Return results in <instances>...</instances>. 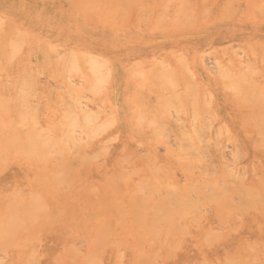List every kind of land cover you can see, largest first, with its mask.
Instances as JSON below:
<instances>
[{
    "label": "rangeland",
    "instance_id": "obj_1",
    "mask_svg": "<svg viewBox=\"0 0 264 264\" xmlns=\"http://www.w3.org/2000/svg\"><path fill=\"white\" fill-rule=\"evenodd\" d=\"M2 1H5V0H0V7L2 5ZM80 1L82 2V5H80V3H81ZM93 1L94 0H92L91 3L89 4V0H85L84 2H86V3H84L83 0H12V5H14V7L16 9L15 13L17 12V14L13 15L12 20L7 22L9 17H5L2 13H0V18L5 19L3 21L4 24L2 22L3 25L2 26L0 25L2 27V29L0 28V31H1L0 38H2V40L6 39V41H8L10 38L13 40V42L16 41L15 44L17 43L18 39L21 38L20 35L18 37L15 36V34L18 32L16 30H19L20 32H22L23 30H25V32L29 31L30 33L35 32L34 35H35V37L37 36L36 38H38L40 40L44 39V41L38 40L41 44H46V45L53 44V45H55V43H53V42H56V43L58 42L57 44H61V46L55 45V47L58 50L57 55L62 54L59 56H61V57L64 56V54L67 52V50H66L67 45H69V43L72 42L73 39L71 38V36L69 34L63 36V35H60L57 32H55L54 27L56 26V23L51 22V21L46 20V19L43 22H40L38 17H40L42 15V13H44V12H49V13H52L53 17H55L54 19L61 18L64 15L67 16V18H68L67 23L68 24L67 25L65 24V26L69 27V28L75 27L77 30H80V33L83 32L87 35L92 34V37L90 38L91 42H94V38H96V39L98 38V40H95V41L99 42L103 47H107V46L112 47V52H110V54L109 53L107 54V56H106L107 58H104L108 62V63L106 62L107 66H105V67L103 66L105 75L109 74V77H107L108 76L107 75V76H105V78L107 77V79H109V80H108V82L106 81L107 83L100 84L99 88L97 87V89H98L97 91L95 90L96 88L95 89L91 88V87H93L91 85V83L89 84L88 82L84 81V79L82 80L83 76H80V75L78 76L75 74H73V75L67 74V75H65V78H63L64 81H62L63 79L58 77V76H57L58 78L56 79V74L54 75L52 73V70H50L48 65H46V67H45V65L42 62H38L35 59H31V60L27 61V63L25 62V64H23L21 66L20 65H17V66L16 65H13V66L8 65L6 67L4 66L1 69L2 71H0V81H1L0 82V101H3L4 99L7 100V98H5V96L10 97L9 100H11V101H7L6 104H2L3 105L2 107L7 108V109L9 107H11V108H9L10 110H8L10 112L9 116L7 115L8 113L6 114L7 116H4L5 113L2 114L3 109L0 107V109H2L0 111V114L3 115V116L1 115L0 117L2 118L3 122L4 121L10 122V118L13 117L12 120L15 121V123L17 125H15L13 121H11V123L13 122L12 124H14L13 127L15 130H12L13 127H11V124L9 127H11V130L14 131L13 133L11 132V130L9 132L8 127H5V128H7V131H3L6 133L4 135V136H6V138L4 137L5 139L3 138L4 133L2 132V128H0L1 129L0 134L3 133V134H1L0 137H2L1 139L2 140L4 139L3 142L6 143V144L4 143V146L6 145L5 147L4 146L2 147L3 144L2 145L0 144V147H2L4 149L3 152L8 149L7 147H9V146L11 147V148L9 147L10 150L8 149L7 151H5L6 153L5 152L3 153V154H5V156L8 155L7 156L8 158L2 155V153H1L2 151L0 148V153H1L0 156H2V157H0V162L3 161V163H2L3 165L2 166L0 165V168H1V170H0L1 171L0 172V217H1L0 219L1 220H0V222L3 220L1 223H4V224H1L2 227H0V228L5 230L6 226L7 227H9V226L15 227L13 225H7V224L8 223L12 224L13 222H11V221L14 219L16 220L14 223H16L17 219L19 217H21L20 219L22 220V222L18 221L19 222L18 224H21L22 227L20 228V226H18L19 229H18V227H15V229L18 230V231H14V233H13L14 234L13 238L16 240V242H15V240H12L11 237L7 238V240H6V237H7L6 234H5V236H3V237H5L4 241L6 240V244L2 240L3 238L0 240V249L3 251L5 250V253L7 254V255H5L4 252H1V250H0V252L2 253V254L0 253V261L2 262L0 264H31V263L32 264H68V263L69 264H73V263L74 264H92V263L97 264L99 261H101L100 262L101 264H120V263L121 264H193V263L194 264H203L204 261H205L204 264H223V263L224 264H230L233 262L234 259H236V261L234 260L235 261L234 263H236V264H252L253 261L254 262L258 261L259 264H263L264 263V205L262 206L263 210H261V204H264L263 203L264 202V179H263L264 178V147H262L264 145V143L262 142V140L264 141V137H262L264 135V133H263L264 128L262 127L263 131L261 130V132H260L259 129H262V128L257 129V127L259 126V124L261 125V123L264 124V120H262L263 117H261V116L258 117V115L261 114V113L260 114L258 113V110L261 109L260 105H262V104H263V108H262V110H259V112L262 111V113H264L263 112L264 97L261 98L259 96L260 91H259V93L256 94V92H254V91H256V89L253 90L252 86H250V88H251V91H253L255 93L254 94L255 96H252L253 92L251 93V91H249L250 88L249 89H245V88L249 87V85L253 81H255V83L253 82L254 85L252 84L253 87L255 86V84H257L256 86L258 88L261 85L260 86L261 94L262 95L264 94V88H263L264 87V0H235V2L238 3V5L236 3H233L234 0H232L231 5H229L230 4L229 2L231 0H212V1L211 0H209V1L208 0H192V1L191 0H175V1L171 0V3L169 2V0H164V1H162V0H145V1L144 0H135V2H133L134 0H129V1L128 0H126V1H124V0L119 1L118 0L120 6L117 5L115 3V1H111V0H109L108 2L106 0H105V2L103 1V4L107 3V5H109V7L107 5L102 6L101 5L102 0H99L100 3H98L99 1L98 2L97 1L93 2ZM136 1L138 3H136ZM187 1L189 2L190 6H192L191 8L187 7V6H189ZM205 1H207V2H205ZM95 2L97 4L96 11L94 9L95 6L93 4ZM112 2H113V4L115 3V5H117L119 8L117 7L118 9H116V6L113 5ZM166 2H169V4ZM84 4H86V6ZM140 4L143 6V8L140 7L141 6ZM99 5H101V7H102L101 9H98ZM166 5H167V7L169 6L167 9H166ZM82 6L83 7L85 6V7L83 8ZM90 6H93V7H90ZM138 6H139V8H137ZM146 6H148V7H146ZM163 6L165 7V9ZM133 7H135V8H133ZM86 8H88V9H86ZM108 8H109V10H108ZM122 8H125V9H122ZM144 8H145V11H144ZM146 8H147V11H146ZM174 8H175V10H174ZM207 8H209V10ZM223 8L226 10H224ZM261 8L263 9V13H262ZM79 9H81V10H79ZM97 9H98V12H97ZM126 9L128 11H126L127 13L125 12L126 13L125 14L124 11ZM135 9H138L139 11H137ZM86 10H89V11H86ZM121 10H123V12ZM189 10H191V11H189ZM99 11L105 12L106 15H108V17L105 18L104 16H102L103 14L100 13ZM110 11H112V13ZM160 11H161V13L163 11L164 14L162 15L161 13H159ZM140 12H143V14ZM146 12L149 14H147ZM206 12H207V16L205 17L204 14H206ZM89 13L93 14V15H91L92 18L89 16ZM105 13H104V15H105ZM138 13H140V15ZM187 13H189V14H187ZM192 13L194 16L190 15ZM228 13H230V14H228ZM128 14L131 16L128 17ZM186 14H187V16H185ZM160 15H161V17H160ZM181 15H184V16L181 17ZM167 16L169 17V19L167 18ZM191 16L194 17L195 20H194V18L192 19ZM159 17L164 19L163 20L164 23L162 22V19L160 21ZM25 18H28V20H29L27 22V25L25 23V21H26ZM186 18H188L187 19L188 21L186 20ZM167 19H168V21H167ZM14 23H15V25H14ZM176 23H178V24H176ZM35 26H36V28H35ZM10 28H11V30H10ZM6 29H8V30H6ZM44 29H46V30H44ZM7 31H9V32L7 33ZM20 32H18V33L20 34ZM43 32L46 34H44ZM6 34H8V35L6 36ZM10 34H12V36H10ZM16 35H18V34H16ZM122 35H125V38H121ZM5 36H6V38H5ZM14 36L16 37V40H14ZM238 40H240V41H238ZM221 41L224 43H222ZM13 42H11V43H13ZM220 42H221V44H220ZM9 43L10 42H8V45H9ZM29 44H31V43H29ZM64 44H66V45H64ZM32 45H34V44H32ZM247 45L248 46L250 45V46L248 47ZM30 47L31 46L23 48L24 49L23 53H25L26 50H28ZM34 47H35V45H34ZM143 47H145V48H143ZM249 50H251V51L254 50L253 51L254 54H251V51H249ZM100 51H102V50H100ZM103 52H104V55H106V51H103ZM205 52L207 55L205 54ZM179 53H182L183 57L184 56L185 57L184 58L181 57V59H179V57H178V59H177V56L181 55ZM201 53H204L206 56L204 54H203L204 55L203 56ZM242 53H243V55H242ZM239 56H242V58ZM61 57H58V58H61ZM152 57H153L154 61H153ZM203 57H204V59L206 58V60H203L202 59ZM182 58L184 59V61H187V63H188V67L186 66L187 64L185 66H186V68H188L190 70V72L188 71L189 74L187 72H186L187 74L184 73V71H186L185 70L186 68H184V66L181 65L184 62L183 63L181 62V64L179 62V60L182 61ZM126 59H128L129 61ZM202 60H203V62H202ZM200 61L202 62V64ZM206 61H208V62H206ZM217 61H219L218 63L221 64L218 66H220V67H222V65L224 66V69L222 68L223 69L222 71L226 72V70L227 71L229 70V73L231 72V73L235 74V73L239 72V74H240V71L247 67L246 69L248 70V74L246 73V70L244 71V73H246V74L241 73L242 76L244 75V77H242L240 74L241 79H242L241 84H240V80H238L239 82L237 81V78L240 79L239 74H237L238 77H236V85H237L236 89L239 90L238 88H240L241 90L237 91L236 89L233 88L234 91L232 92L231 91L232 86H231L230 91H229V88H227L228 87L227 85H229V83L227 85L225 83H223V84H225V86H227L226 88L228 90H226V88L222 87V86H224L222 84V79L226 80V78L223 75V73H222V76H224V78L221 77V73L217 74L218 72H216V71H221L220 69H218V70L216 69V71H215V63H217ZM147 62H148V64H147ZM160 62H163L165 64L168 63V65L171 68H174V70L176 71L175 72L173 70L175 72V74L180 75V73H181L180 76H182V78H180V76L175 77L176 79L179 78L178 79L179 84H177V85L178 86L180 85V87H177L175 84V86L177 87L176 91L175 90L173 91V88L171 90L169 89L168 91L166 90L167 92L164 90L163 91L161 90L162 92H165L163 94L159 90L158 85H159V83L162 84V81H164L165 78L162 80V78H163V77H161L162 75H160V77L157 76L160 78L159 79L160 82L158 80H156V79H158L157 77L152 78L153 72L161 69L159 67L160 66L162 67L163 63H160ZM103 63L104 62H102V64ZM122 63L124 64V69H122L123 68ZM155 63H157V65ZM208 63H210V64L208 65ZM252 63L254 65V67L256 66L258 68L256 70H254V72L256 71V73H253V74H255L254 77L249 76L252 73L251 70L253 69V67L250 66V68H249L248 66L252 65ZM125 64L126 65L128 64V65L126 66ZM131 64H132V66H130ZM149 64H151V65L149 66ZM193 64L194 65L196 64L197 66H194ZM88 65H90V63ZM88 65L80 62V65L78 66L82 72L80 74L84 75L85 78L93 76V74L92 75L90 74V71L88 69L89 68ZM104 65H105V63H104ZM154 65L158 68L155 69ZM168 65L163 64L164 67H166V66L168 67ZM206 65H208V66H206ZM177 66H179L180 68ZM226 67L228 69H226ZM22 68H23V70H21ZM47 68H48V70H47ZM108 68L110 70V72L108 71L109 73L106 72V70ZM136 68H137V70L142 69L147 74L146 76H147V78H149V80H148L149 83H139V80L136 77L135 73L132 72V70L134 71ZM177 69L180 72L177 73V71H178ZM127 70H128V72H127ZM205 71H207V72H205ZM213 71H215V72H213ZM182 73H183V75H182ZM190 73H192L193 75L195 74L194 77L192 76L194 79L191 78L192 80H195L194 84H193L194 81L192 82V80L189 77L190 75H192ZM125 74H126V77H125ZM186 75H187V78H185ZM217 75H218V77H217ZM6 76H8V77H6ZM67 76L71 80H68ZM73 76H76V77L74 78ZM174 76H176V75H174ZM26 77H27V79H26ZM93 77H92V79H93ZM245 77L247 79V80L246 79L244 80L247 82V83L245 82L246 86L243 85L244 82H242ZM115 78H116V80H115ZM173 78L174 77L172 76V79ZM126 79H127V81H126ZM181 79L182 80L184 79L187 82L186 81L184 82ZM212 79L214 82H212ZM100 80H103V79H100ZM188 80H190V81H188ZM248 80H250V83H248L249 82ZM251 80H252V82H251ZM24 81L25 82H27V81L31 82V89L29 88V90H28V87H29L28 85H30L28 82H27L26 87H25L26 83H23L24 86L20 88V85H22V82H24ZM71 81L74 82V84ZM75 81H76V83H75ZM78 81L81 83V85L78 83ZM227 81H228V79L226 80V82ZM69 82H71V84H69ZM201 82L203 83V85ZM126 83H127V85H126ZM186 83H187V87L185 86L186 88H188L190 84H191L190 87L192 86V88H195V87H193L195 84H196V86L198 85V87H197L198 88V90H197L198 94H195V95L193 93L191 94V92H189V91L193 90V92H194L195 89H190V87H189L187 89V91H188L187 94H190V97L188 95H185L182 91L186 90V88L183 89L184 88L183 86ZM3 84H4V87H3ZM16 84H17V86H16ZM72 84H73V87L74 86L75 87L76 86L82 87L87 91L79 88L80 90L77 89V91L75 92L76 95L73 94L70 97L71 93H69L70 91H68V90H70L69 86L72 87ZM139 84L142 86L144 85V88L142 89L141 87H139ZM161 84L159 85L160 87H161ZM88 85L90 87L89 90L86 89V88H88ZM122 86H123V88H122ZM216 86H218L219 88ZM241 86L245 87L244 90H246V92L243 90V88ZM256 86H255V88H257ZM53 87H55V88H53ZM103 87H104V89H103ZM100 88H101V92H99ZM204 88L206 91H204ZM123 89H124V91H123ZM127 89H130V90L126 91ZM22 90L28 91V92H26V93L24 92V94H25L24 95L23 93H21ZM91 90H95V91H93L95 93H93ZM9 91H11V92H9ZM187 91H184V92L186 93ZM241 91H242L243 96H244V94H243L244 92H245V95H248V96L252 94L251 96L253 98L250 96V98H251V100H250V98L248 97L249 98L248 101L249 100H250V102L253 100L255 101L254 98L260 97L258 99H260V102L261 103L263 102V103L254 107V105L256 103L259 104V102L257 101L258 99H256L257 102L255 104H254V102L252 103L253 104L252 105L253 108H252V106H249L251 104H249V102L246 100L245 96L242 97V95H239V97L241 96L240 99L241 98L242 99L239 100L237 97V102H236L235 97H236V95H238V94H236V92L241 94ZM171 92L173 94L180 92L179 98H178L177 102H175V103L179 104V105H182V103H185L187 107L186 108L184 107L185 104H183V108L185 110L183 108H181L182 106H180V108L182 110L179 107H176V108L180 109L179 113H176L177 111L174 110L173 108L177 105L173 104V105H171L172 106V108H171L172 110L170 109L171 111L169 110V108L166 110V112L168 114L165 113L163 108H162V112L165 113L163 115V114H161L162 112L160 113L158 111L161 109L160 104L162 102H165V101H163L166 99L164 96H167V94H172ZM203 92H204V97L206 96V98H204V97L203 98H204V100L206 99V101L209 103V105L207 102L202 100L203 98L201 97V95H203ZM228 92H229V95L227 94ZM248 92H249V94H247ZM33 93H35L36 96L33 95ZM135 93H136V97L139 96V98L137 97L138 99L136 97L134 98ZM181 93H183L184 96ZM209 93L212 94V97L210 99L211 104H210L209 98H208ZM19 94H22L26 97L28 95L27 100H25L26 103L24 102L25 105L22 104L25 98L22 99L23 101L18 100V96H20ZM122 94H124V95H122ZM129 94H130L131 99L134 100V102L127 104V105L120 103V100L122 99V97L123 96L125 97L126 95H129ZM211 94H209V95H211ZM31 95H33V96H31ZM181 95L183 98L180 97ZM192 95L194 96L193 98L191 97ZM196 95L197 96L199 95L198 99H197ZM34 96H35V98H34ZM60 96H61V98H60ZM185 96L187 98H185ZM79 97H80V99H79ZM160 97L161 98L164 97L165 99L162 98L163 100L162 99L160 100ZM231 97H232V99H231ZM69 98L72 100H70ZM83 98H84V100H82ZM88 98L91 100V102L88 101ZM125 98H127V96ZM158 98H159V100H158ZM190 98L196 100V101H194L195 104L197 103L195 107H197L196 109L199 110L198 112L200 113V117L201 116L206 117V119H208L209 122L206 121V119L204 120V118H202V117H201L202 118L201 120H200V117L195 118V116H193L194 118H192V116L190 115L191 114L190 110L193 111L195 108L190 109V108H193L190 106V103H191V100L189 101ZM244 98L246 101L243 100ZM59 99H61V100L59 101ZM180 99H182L181 104L179 103V102H181V101H179ZM199 99H200V101L202 100V103H200V104H199ZM261 99H263V101H261ZM6 100H4V101H6ZM203 101L206 104H203ZM28 102H29V104H28ZM76 102H77V104H76ZM79 102H81L80 105H78ZM247 102H248V105L245 104ZM36 103H38V104H36ZM73 103L75 104L74 107L72 106ZM222 103L225 105L223 106ZM120 104H122L123 106H121ZM134 104L136 106H138L139 108L141 107L139 110V113H141V112H143V113H141L140 116L143 115L144 117H142V118L146 119V121L144 119L142 120V121H144L143 123H142V121L140 122L142 124L139 128L136 129V127H133L136 129V130L133 129L136 132H134L132 129H129V128H132L129 121L132 124L135 121L134 119H138V118H135L138 115V112H137V115L135 114L136 111H138L137 110L138 107H137V109H135L136 106ZM201 104H203V106H206L207 108L212 105V107L210 109L208 108L209 110H211L210 112L206 107H204V109L206 108L209 113H212V111H213L212 116L214 115V117H215V115H216V117H215L216 119L211 118L212 119L211 120L210 119L211 114H209L208 112H207L208 114L207 113L205 114V110L203 108L202 109L204 110V112L200 111ZM4 105H7V107H5ZM70 105H71V107H70ZM0 106H1V104H0ZM19 106H23V107H19ZM26 106L28 109L26 108ZM80 106H81V108H83V110L85 108L87 109V107H88L90 109V112L95 110L94 113L92 112L93 115L98 114L97 120L95 119L96 122H95V120L93 122L94 123L93 128L96 124H99V126H101L102 124L105 125V123H102V121L107 122L111 118V116H112L113 121L110 119L108 121V123L106 124V125L109 124L110 128L107 126L100 127V128H106L104 130L100 129L97 125L98 131L100 132V130H101L102 133L97 132L96 129H90V130H88V132L86 130H82V133L81 132L79 133V131H81L82 127L79 126L81 128L80 130L77 127V129L73 130V132L75 131L74 133H76V131H77V133L74 135L71 134L73 136V138L78 137L77 139L80 140L79 143H77L79 140L75 143L73 141L67 140L71 136L68 134H70L72 132V130L70 132V127L68 128V124L66 123V120L63 119L62 114H65L67 112L69 113L70 109L77 112L78 109H81ZM132 106H133V108H132ZM158 106H159V109H158ZM192 106H194V103ZM34 108H35V110H34ZM72 108H75V109H72ZM120 108L122 109V114L121 115L118 114L119 115V117H118L117 116V110ZM129 108H131V110ZM147 108H149V109H147ZM32 109H33V113L31 112ZM89 109H87V110H89ZM133 109H134V111H133ZM18 110H20V111H18ZM66 110H68V111H66ZM168 110H169V112H168ZM197 110H196V112H197ZM35 111L37 112L35 114L37 119L33 115L35 113ZM62 111H64V112H62ZM146 111H147V113H145ZM184 111L186 112L185 114H184ZM250 111H251V113H250ZM149 112H150V114H149ZM196 112L193 111L192 114H194V113L196 114ZM226 112H228L229 114ZM256 112L258 113V115L255 114ZM16 113H19V114H16ZM152 113H154L153 114L154 116L152 115ZM169 113H171L170 116H169ZM199 113H197V114H199ZM160 114H161V116H160ZM175 115H177V117ZM206 115H208V116H206ZM262 115H264V114H262ZM18 116H21L22 118L20 117V119H19ZM145 116H147V117H145ZM190 116H191V119L193 121L197 122V123L193 122V124L195 123L193 125L194 133L192 132V129H191L192 123H191ZM196 116H198V115H196ZM254 116H255V118H254ZM256 116L258 119L261 118L260 120H258L259 121L258 124L256 123L257 122ZM153 117H154L153 120L156 121L155 122L152 120L153 123L155 122L154 124L150 121V119H152ZM4 118H6V119H4ZM8 118H9V120H8ZM95 118H96V116H95ZM139 118L141 119V117H139ZM242 118L245 120H243ZM23 119L26 120V122H22V121H24ZM147 119H149L148 122L149 121L151 122L150 123L151 126H149V123H147ZM254 119H256V121H253ZM174 120H175V122H174ZM250 120L253 121L254 123L251 122ZM261 120H262V122H260ZM157 121L158 122L160 121V122L157 123ZM19 122L23 127L20 126ZM65 123L67 124V126ZM160 123H163V124H160ZM165 123H167V124H165ZM178 123L181 125H182V123H184L183 124V126L185 127L184 130L186 131V133L188 135L190 134L189 137H191V140L186 141V142H188L190 145V142L193 141V144H194L193 147L194 148L192 147L193 148L192 149L191 148L192 145H190L191 149L188 152H190L191 150L192 151L194 150V152H195V150L197 148L200 151V153H199V151L196 150L197 152H195V156L193 154L194 152L192 153V151L190 152L191 154L188 153L187 151H186L187 154H185L186 149L184 148L183 145H185L186 143H184L185 141L181 142L182 141V139L180 138L181 134H180V136L178 135L179 133H181L183 126H179ZM213 123H214V125H213ZM5 124H7V123H5ZM156 124H158V125H156ZM164 124L167 126H164ZM190 124H191V126H190ZM202 124L205 126H203ZM255 124H257L258 126H256ZM0 125H1V121H0ZM7 125H9V123ZM32 125L35 128L32 127ZM54 125H56V126H54ZM110 125H112V126H110ZM123 125L125 126V128ZM195 125H197V126H195ZM57 126L58 127L60 126V127L58 128ZM61 126H62V128H61ZM70 126L72 129L73 125H70ZM120 126H121V128H120ZM162 126H164V128L166 129V131H165L166 135L165 136H164V130H163V133L160 131L161 129H164ZM198 126L200 128L202 126V128L205 130L206 133L202 129H201L202 131L199 132L200 128H198ZM262 126H264V125H262ZM51 127H53V129H51ZM97 127L95 126V128H97ZM180 127H181V129H180ZM194 127H196V129L197 128L199 129L198 134L196 133L197 130H195ZM215 127H218V128L220 127V130L218 128L215 129ZM32 128H34L35 130L37 128L38 131L40 129H41L40 131H42V128H43V130L45 132L48 129H50V130H48V132H46V133L44 132V134L48 133L47 135H49L51 137L53 136V137L62 139L63 142H65V143H63V145L68 144L67 148H66V146H64V149L61 147V151L57 150L59 148L56 149V151H59L60 153L56 152L55 154L58 153V155L60 157L58 155L54 154L55 150L51 151V153H49V155L52 154L53 159H52V156H50V157L47 156L46 158H44V160H42L41 156H39L41 161L40 160L38 161V157H37L38 155H31L32 157L31 156L29 157V154L25 151H24V153H26V155L22 151L21 153H23L24 155L22 156V154L21 155L19 154L21 156V157H19V155H17V153H20L19 149H21V148L24 149L23 147L29 143V140L27 139L28 135L29 136H30V134L33 135L36 132V131L31 130ZM65 128H67V129H65ZM158 128H160V130ZM188 128L190 131L188 130ZM224 128H226V129H224ZM123 129H125V130H123ZM142 129H144V130H142ZM157 129H158V133H157ZM207 129L208 130L210 129V131H208ZM3 130H4V127H3ZM137 130H139V131H137ZM155 130H156V132H155ZM216 130H217V132L219 131L220 133L219 132L217 133ZM30 131L31 132L33 131V133H31ZM65 131H66V133H65ZM91 131L94 133H97L98 135H96V134L93 135L94 133L92 135L89 134ZM228 131L230 133H228ZM16 132L19 133V135H17V136H20L19 138L22 139V141L25 139L21 138V135L25 137L24 134H26V135L28 134L26 136V141L28 140V142L24 141L22 144V141H20L21 143L19 141H17L16 140L17 138L13 137V135ZM27 132H30V134ZM174 132L179 137H177ZM202 132H204L203 133L204 135L202 134ZM207 132H208V135H207ZM7 133L9 134V137L10 136L12 137L11 140H7V139H9V138H7L8 137ZM42 133H43V131H42ZM182 133H185V132H182ZM251 133H252V135H250ZM99 134H101V135H99ZM158 134H163L160 136L162 138L167 137V135H168V137L165 139L158 138L159 137ZM194 134H196V135H194ZM217 134H221V135H218V138L214 137V135L217 136ZM80 135H82V137ZM86 135H89V136L91 135L90 137H94L96 139H94V138L89 139ZM174 135L181 140H178ZM14 136H16V135H14ZM196 136H197V138H199L198 136H200V137L203 136V138H201L202 140L206 139V140H203V142H202L204 144L206 143L205 146L202 143H201L202 144L201 145L199 143L200 141L197 144ZM219 136H220V138H219ZM115 137H116V139H115ZM174 137L176 138L177 141H175ZM19 138H18V140H20ZM86 139L88 140V143H90V144L87 143ZM194 139H195V141H194ZM201 139H199V140H201ZM227 139H229V140H227ZM2 140L0 141L1 143H3ZM89 140H91V141H89ZM106 140H107V143H106ZM183 140H185V139H183ZM255 140H257V141H255ZM178 141L180 143H182L183 145H181ZM170 143H171V146H170ZM173 143H174V145H173ZM69 144H70V146H69ZM199 144L201 146H203L204 148L205 147L206 148L201 150V148L196 147V145L198 146ZM238 144L240 147L238 146ZM255 144H257V145H255ZM77 145H78V147H77ZM187 145L188 144H186L185 147L188 150ZM211 145H212V147H214L213 151H210ZM21 146H23V147H21ZM71 146H73L75 148L74 149H73V147L70 148ZM102 146H103V148H102ZM177 146H179L180 148L182 146V148L179 149V147H177ZM76 147L79 149H77ZM104 147H107L108 150ZM216 147L218 149H216ZM99 148H101L102 152H104L103 150L106 149L104 152L106 154V151H107L106 156H104V153L102 156V153L99 150H97ZM14 149L16 150V155H15ZM67 149L72 151L73 153H71L69 151L67 153ZM215 149L220 153H217V151ZM62 150H64V151H62ZM211 150H212V148H211ZM8 151H11V152H9L11 154H9ZM12 151H14V152H12ZM98 151L100 152L101 157L99 156L100 154ZM236 151H237V153H236ZM211 152H212V155L215 153L216 158L221 157L220 159H218V158L216 159L215 156L213 155V157L217 160L218 165L215 162L216 160L213 157H211ZM175 153H176V155H175ZM60 154H62V155H60ZM183 154H185V155H183ZM188 154H189V158H188ZM200 154H202V156L197 157V155L199 156ZM76 155H77V157H76ZM63 156H64V158H63ZM81 156H84V157L81 159ZM203 157H205L206 159L208 157H210V158H208V160H206L204 158V160H203V159H201ZM234 157L237 159L238 158H240V159L242 158V159L236 160ZM120 158H122V159L120 160ZM123 158H124V160L127 158V161L125 160L126 161L125 162L123 160ZM190 158L193 160L189 161ZM7 159H8V161H7ZM63 159H64V161L62 162ZM68 159L69 160L71 159L72 162H71V160L69 161ZM92 159L95 161H93ZM194 159H196V160H194ZM210 159H213L215 161L213 162ZM224 159L226 160L225 161L226 163H228V161H230V163L233 162L232 164H234L235 160H236V163L233 166H231L232 164L229 163L231 168H229L230 166L228 167L229 169L228 168L226 169V167H225V169L227 170V171H225L223 169L225 166L224 165L225 164ZM74 160L75 161L78 160V161L75 162ZM82 160H84V163L82 162ZM87 160L91 161V162H87ZM186 160L189 161L190 165H189V163H186ZM43 161L44 162L47 161V163L45 162L46 164L45 163L42 164ZM60 161L64 165H62V163ZM148 161H149V163H148ZM196 161H198L199 166L201 168L197 165ZM209 161L212 164H209L208 163ZM218 161H219V163L221 161V163L219 164ZM36 162H37V165L35 164ZM68 162H70L71 165ZM192 163H193V165H192ZM194 163H196V165L198 166L197 168H195L196 165H194ZM86 164H88V165H86ZM91 164H93V165H91ZM153 164L155 167H158L159 169H161V170H157V171H159L158 173L156 171H154L155 169H154V167H152ZM186 164H187V166H185ZM203 164H205V165H203ZM5 165H8V167H6ZM213 165H214V167H216L214 172L216 170L219 171V169H220V175H219V172H216V173H218L217 175H216V173L213 172V169H214ZM56 166H57L58 174L60 171H63L65 169L64 167H67L69 169V171H67V168L65 170L66 177H67V178L65 177L66 179L63 178L65 176L64 172L62 173L63 177L61 176V178L60 177L57 178V179H60L62 182L56 179V177L58 176L57 174H56L57 175L56 177L53 175L54 173L57 172V170L54 171L56 169ZM220 166L223 168H221ZM2 167L4 168V170L2 169ZM60 167H62L61 170H59ZM207 167H209V169ZM188 168H190V169H188ZM191 168H193V169H191ZM205 168H207V169H205ZM217 168H219V169H217ZM131 169H133L135 172H132ZM136 169H138V170H136ZM198 169L202 173L199 172ZM210 169L212 171H210ZM231 169H232V171L235 169L232 172L233 173L232 175L234 177H232L230 174ZM191 170H192V172H191ZM51 171L53 172V174ZM105 171H107V172H105ZM126 171L129 173L130 172H132V173H130V174L128 173L129 175H127ZM160 171H162V172H160ZM207 171H209V172H207ZM45 172H46V174H45ZM154 172H156V173L153 174ZM210 172H212V173H210ZM39 173H42V174H39ZM124 173H125V175H124ZM213 173H214V175H213ZM234 173H236V175H234ZM241 173H243V175ZM121 174H122V177H121ZM205 174H207V175H205ZM221 174H222V176H221ZM229 174L231 177L229 176ZM51 175H53L55 177L54 178L55 180L52 179L53 177ZM60 175H61V173H60ZM159 175L160 176L164 175V178H166L167 181H164L165 179L163 178V176H161L162 178H160ZM78 176H80L79 180L77 179ZM109 176L110 177L112 176V177L110 178ZM125 176H129L128 179ZM223 176H225V177L227 176L231 179L234 178L232 180H235V178H236V180L233 183V182H231L232 181L231 179L228 178L229 179V181H228L227 177L225 178ZM69 177H71V179ZM143 177H146V178L143 179ZM259 177H261V178H259ZM48 178H49V182L46 181ZM81 178H82V180H81ZM147 178L150 181H148ZM43 179H46V180H43ZM73 179H75V180L73 181ZM113 179H115L114 180L115 183H113ZM132 179H133V181H132ZM224 179H226V180H224ZM52 180H54V182L55 181L56 182L55 183L53 182V184L50 183V182H52ZM63 180H65V181L63 182ZM67 180H68V182L69 181L70 182L67 183ZM158 180L161 181L162 184L159 183ZM222 180H224L223 182H225V183H223V186L221 185ZM237 180H239L238 181L239 183L237 182ZM57 181H59V182H57ZM79 182H80V184H79ZM116 182H118V183L116 184ZM195 182H196V185L194 184L195 185L194 186L192 183H195ZM197 182L204 183L202 188L204 187L203 189H205L207 186L208 191L206 189L205 190L201 189L200 188L201 186ZM229 182L233 183V186ZM261 182H263V183H261ZM57 183H59L58 185H60V186H57ZM61 183H63V184L66 183V184L63 185ZM76 183H77V185H76ZM141 183L144 185H142ZM157 183L160 185L159 186L156 185ZM163 183H165V185ZM168 183H169V185H172V187L175 186L176 189L178 187V190L182 187L183 188V189L181 188L182 191L181 190H179V191H181L184 194L187 193V190L189 191V188H187V187H190L192 191L190 190V192H188L187 194L189 196L191 195L194 198V201H195L194 203H196V205H193L194 206L193 209L195 210L199 207V208H202L203 211L199 208L198 209L201 211H199L198 209H197L198 211H196V210L194 211L192 209V204H193L192 200L193 199L192 198L190 199V197H188L190 199V200L189 199L188 200L192 202V203L190 202L191 204H189L191 206L187 205V207L189 206L187 208V210L189 212L187 211V213L186 212L184 213L182 210L179 211V212H182V214L184 216L182 214L180 215L179 212H178L179 214H177V215L174 214V212H172L173 215L171 214V212H170V214L168 213V215L170 217L172 216L171 218L174 219L175 222L172 221L171 218H169V220L171 219V225L170 226L167 225L168 228H166V229H164L166 225L165 226L158 225L159 227H162V228L164 227L163 229H160V228L158 229L155 227L156 225L154 224V221L155 220L157 221V218H158V217H156L158 214L155 212H159L160 207H162V204H163V200L161 202L159 201L160 199L158 197V194H159V196L161 195V197H160L161 199H162V195H164L163 197L165 199V197L167 196V194H166L167 191H174V188H172L173 190L170 189L171 186H170V188L167 187ZM206 183H209V184L205 185ZM226 183L229 185L228 187H230V188L234 187L233 189H231V191H233L234 189H236V191L234 190L233 193L232 192L227 193L229 190L226 191V188H227L226 185H225L226 188L224 189V184H226ZM41 184H42V187L45 185V187H43L44 189L41 187ZM50 184H52V185H50ZM149 184H152V189L155 192L152 189H150ZM153 184L155 186H153ZM214 184L216 185V188H218L219 186H222V189H224L225 193L227 194V195L226 194L225 195L228 198L231 197L230 198L231 200L228 199L227 197L226 198L224 197L225 199L223 198L224 195L220 194L221 189H219L221 187L218 188L219 189L218 193L220 195H222L221 196L222 198L220 197V199H218L219 198L218 197L219 195L217 196L218 193H216L213 190V187L215 186ZM243 184H244V186H243ZM67 185H69L68 188H66ZM93 185L97 188H95ZM115 185L121 186V187L118 188ZM180 185H181V187H180ZM190 185H192V186H190ZM212 185H214V186H212ZM61 186H63V187H61ZM137 186H139L140 189ZM145 186H146V188L148 187L150 189V190L148 188L144 189V191H146L147 194L148 193L149 194L146 195V193H142L141 197H139L140 196L139 194H141L139 192L141 190H143L142 188ZM198 186H200V187H198ZM240 186H242L246 191L247 190L249 191V188H250L249 192L247 191V193H246V191H244L246 193V195L248 194V197L250 196L251 191H254V190L260 191L262 189V192L260 191L262 195L259 194L260 192L258 193L260 197L263 196V200L262 199L260 200L262 202H258V201L254 202L253 201L254 197H252L253 200L252 199H251L252 201L250 200L252 203L250 205H248L249 201H248L247 196H244V197H247V199L246 198L244 199V197L240 196V199H243V200H240L239 194L242 195V193H240V192L242 190H244V189H241L242 187L240 188ZM51 187H54V189L53 188L52 189L55 191L58 190L57 194H60L61 196L63 195V193L65 191H67L65 194H67L69 197H71V200L69 199L70 202L69 203L67 202V199L69 197L66 195L65 196L67 197V199L64 198L65 197L64 195L62 197L59 195H55L56 192L53 191L51 189ZM90 187L91 188L94 187L92 189L93 192L91 191L92 193L90 192V190H91ZM158 187L161 188L160 189L161 191H159ZM24 188H25V190H24ZM194 188L195 189L197 188V190H196V191H198L197 193L195 190L193 191ZM209 188L210 189L212 188L211 191L215 192V194H216L215 196H217L216 200L217 199L221 200V202H219L218 200L216 201L214 198H213L214 202H212V201L208 202V199H207L208 196L205 197V200H204V196H201V194H203V192H205L204 195L205 194L208 195L206 192H208V193L211 192L209 190ZM254 188H256V189H254ZM67 189H70V191H69L70 193L68 192ZM71 189H72V191H71ZM133 189L139 190L138 191L139 194L137 195V197H139L140 200L137 199V197H136V195H134V193L132 194ZM163 189H165V191H163ZM18 190L20 192H15ZM94 190H95V194H93ZM148 190H149V192H148ZM122 191H124V192L126 191V193L122 194ZM150 191H152V193L154 195L151 194V196L149 197ZM175 191L177 192V190H175ZM237 191L238 192L240 191L238 195H236ZM30 192H32L31 194H33V195H30ZM38 192L41 195L40 199L41 200L43 199L42 201L45 204V210H46V211L43 210L44 205L42 204V205H40V207L42 206L43 209L39 213L36 212V210L39 209L38 205L41 202V200L38 198V196H40V195L37 196ZM84 192H85V194H84L85 196L82 195ZM200 192H202V193H200ZM221 192H223V190H221ZM244 192H243V194L245 195ZM13 193L15 195L17 194L16 195L17 201H16V197L13 196V197H15L16 203L20 202V204H18L19 206H17L16 209L14 208L16 205L15 203H13V205H11V203L14 201L13 200L14 198L11 196V195H14ZM19 193H22V195L20 194L21 197L18 195ZM34 193H35V195H34ZM119 193L121 194L120 196H119ZM136 193H137V191H136ZM194 193H196L197 196H196V194L194 196ZM144 194L146 195V199H147V196L149 197L147 199V201L150 200V198H152V196H155V195L156 196L153 197L149 202H145V200H144V203H142V206H140L141 210L139 209L138 206H136V210L134 211V209H135L134 208L135 207L134 202H136V200H139L138 202H141V201L143 202V200H141V199H143V198L145 199V197H143V196H145ZM229 194H230V196H229ZM252 194H253V192H251V195ZM255 194H257V192ZM132 195L135 196V198H136L135 201H134L135 198L132 199L133 198ZM22 196H23V198H22ZM186 196L187 195L185 194V197ZM18 197H20V198H18ZM29 197L30 198L34 197V198H31V199H33L32 202H34V201L36 202V200L40 201L38 203V205L36 206L37 209L35 208L36 210L33 211L34 212L33 217L35 216V213H37L36 216H39V217L38 218L35 217L34 219H33V217L29 218L30 221L32 219L34 221L37 220V221H35V223H34V221H32L31 222V223H33L32 225H30V223L28 224V221L26 223L24 221V220L28 219L26 217H29L28 216L29 214H27V216L25 217L26 219L22 218V216L24 217L26 215V214H24L26 212V210L23 209V207H22L23 205L29 204V206L28 205L27 206L30 207V210H31V208L37 204L36 203V204H34V206H32L33 204H31V200ZM103 197H104V201H103ZM195 197H198L199 199H200V197H202L201 202L199 201V199L195 200ZM260 197L257 199H260ZM10 198H11V200H10ZM63 198L65 200H63ZM211 199L212 198H210V200ZM28 200H29V203L27 202ZM245 200L248 201V203ZM116 201H117V204H116ZM184 201H185V198H184ZM189 201H186V202H189ZM203 201H204V203H203ZM228 201H230L231 203ZM232 201H233V203H232ZM97 202H98V204H97ZM155 202H157V203H155ZM222 202H224V204L226 202V204L224 205ZM241 202H244L247 205H245L244 203L240 204ZM7 203L8 204L10 203L9 204V206L11 205L10 208H8L9 206L6 208ZM99 203L101 204V206ZM132 203H133V205H132ZM158 203L161 204V206L157 205ZM200 203H203L202 206ZM234 203H236V205H237L236 207H234V205H235ZM113 204L116 205V210L114 207L113 208L114 210L112 211L111 207L113 206ZM20 205L22 208H20ZM107 205H108L109 209L106 207ZM118 205H120V207H117ZM241 205L245 206V207H243V208H245V210L242 207H240ZM145 206H147V207H145ZM196 206H198V207H196ZM207 206H209V207H207ZM228 206H230V208ZM250 206H252V207L250 208ZM47 207H48L49 211L46 209ZM123 207H125L126 209L125 208L122 209ZM143 207L145 210L143 212L144 214H141V215H143L144 217L146 215L145 218H147V220H145L147 223L145 221H143L144 219L142 220L143 222H145L144 225H143V222H142V224H141V221L138 222L139 220H141L143 218V216H142V218H140L141 216L135 217V219L133 218L134 216H139L140 211L142 213ZM190 207L193 210V212L190 209ZM57 208H58V211H57ZM117 208H118V211L122 210V211H124V213L122 211L118 212ZM248 208H250V209H248ZM7 209H8V211H7ZM17 209H21V211L18 210V213L20 212V213H23L24 215H22V216L20 215L17 218L16 217L13 218L15 216V214H17L16 213L17 211H15ZM62 209H65V210H62ZM79 209H81V210H79ZM240 209H241V211H240ZM9 210H10V213H8ZM229 210H230V212H229ZM243 210H244V212H243ZM56 211H57L58 215L56 214ZM81 211H82V213H81ZM104 211H106L108 214L104 213ZM145 211H146V213H145ZM52 212L55 213L54 215L56 217H53V214H51ZM135 212L138 213V215ZM151 212L152 213L154 212V214H152ZM194 212L196 215L192 214ZM216 212H217V214L219 213V217L217 216ZM27 213H29V212L27 211ZM30 213H32V210L30 211ZM117 213H122L121 215L122 216L125 215V216H123L125 218L122 219L120 217V214H117ZM234 213H236V214L239 213V215L237 214V217L238 216H240V217L236 218V219H238V221H235L236 216L235 217L233 216V215H235ZM1 214L2 215L4 214L3 215L4 218L2 217ZM186 214H188V215H186ZM190 214L192 217L190 216ZM12 215H13V217H12ZM47 215L50 217V219L48 218V220L46 217ZM93 215H95L96 217H93ZM30 216H32V215H30ZM43 216L46 219L42 218ZM230 217L231 218L233 217V218L231 219ZM11 218H13V219L11 220ZM52 218L53 219L55 218L54 221ZM150 218L153 220L152 222H150L152 224L149 223L148 219H150ZM192 219L193 220L198 219L199 221L198 220H197L198 222L193 221ZM7 220L9 222H7ZM49 220L50 221L52 220V221L50 222ZM85 220L86 221L89 220V221L86 223ZM107 220L108 221L111 220V221H109L110 223ZM122 220H124V222ZM133 220H135V221H133ZM180 220L183 222L181 223ZM223 220H224V222H223ZM231 220H233V221H231ZM23 221H24V224H23ZM113 221L115 222L114 224H113ZM117 221H118V223H117ZM126 221H127V223H125ZM156 221H155V223L157 224ZM176 221H177V223H176ZM225 221H226V224H225ZM234 221L237 222V224ZM44 222L46 225L44 224ZM120 222H121V224H119ZM158 223H160V221ZM184 223L186 224L185 227H184V225H185ZM230 223L231 224L233 223V224L231 225ZM137 224H138V226H137ZM169 224H170V221H169ZM175 224L178 226H176ZM182 224H184V225H182ZM220 224H221V226H220ZM23 225H25V226H23ZM38 225L39 226L42 225V227L37 228ZM124 225H125V227H124ZM152 225H154V226H152ZM173 225H175L176 228L173 229ZM103 226L105 227L104 232L102 231ZM143 226L144 227L146 226L145 229H143L144 228ZM151 226L154 227L153 229H155V228H156V230L158 229L157 231L155 230L156 232H159V231L160 232L154 236L149 235V233L153 234L152 231H150V229L153 230L151 228ZM28 227H30L29 230H28ZM147 227H149L148 228L149 230L147 229ZM181 227H183L184 229ZM23 228H24V230H23ZM169 228H171L172 230ZM180 228H181V230H179ZM185 228L186 229L188 228L187 231H185L186 230ZM2 229H0V230H2ZM15 229H13V230H15ZM36 229H37V231H36ZM209 229H211V231H215V233L210 234L211 231ZM10 230H11V228H10ZM10 230L8 229V232ZM2 231H0V233H2ZM143 231H145V232H143ZM155 231L153 230L154 234L156 233ZM168 231H171V232L169 233ZM205 231H208V232H205ZM209 231H210V233H209ZM218 231H220L222 234L219 235L220 232H218ZM5 232H7V231H5ZM16 232L18 235L15 234ZM19 232H21V233H19ZM31 232H32V234H31ZM34 232H35V234H34ZM37 232L40 233L41 235L40 234L38 235ZM72 232H73V234H72ZM164 232L167 234H165ZM204 232L206 234L208 233L210 235L203 239V237L206 235ZM11 233H9V235L7 233V235L11 236L12 235ZM103 233H105V234H103ZM120 233L123 236H119ZM216 233H217V235H216ZM19 234H21L20 235L21 237L19 236ZM24 234H25V236H24ZM27 234H28V236H26ZM81 234L84 236H81ZM100 234L102 236H104V238ZM164 234H165L166 238L164 237ZM32 235H33V237H31ZM34 235H35V237H34ZM174 235H175V237H174ZM1 236L2 235H0V237ZM215 236L217 237V240H216ZM23 238L25 239L26 242L23 241ZM37 238L41 242L37 241L38 240ZM67 238H68V240H67ZM158 238H159V240H157ZM84 239L87 241H85ZM100 239L102 242L100 241ZM140 239H142V240H140ZM162 239L165 240L166 242L162 241ZM205 239H207V241L211 240L210 241L211 243L208 242L209 243L208 244ZM17 240H18V242H17ZM148 240L150 243L147 242ZM151 240H153V242ZM7 241H9L10 243ZM12 241H14V242H12ZM86 242H87V244H86ZM106 242L108 245L106 244ZM176 242H179L178 243L179 246L177 245ZM7 243H8V245H7ZM14 243H17L19 247ZM35 243H36V246H35ZM11 244H14L16 246L12 247ZM141 244H143V245H141ZM168 244H170V245H168ZM176 245L178 247H176ZM249 245L252 248V250L249 249L250 247L248 248ZM26 246H27V248H26ZM33 246L37 247V248L32 249V248H34ZM70 246L71 247L73 246L74 249L73 248L70 249ZM139 247H141V248L138 250L137 248H139ZM175 247H176V249H175ZM100 248L102 249V251H98ZM247 248L249 249L248 251L246 250ZM72 249H73V251H71ZM94 250H97V252L93 253ZM76 252H78V253L76 254ZM79 252H81V253H79ZM153 252H154L155 256L153 255ZM89 253H92L94 255L93 258L96 259L95 262L91 261V260H93V258L91 259L92 256L91 257L89 256L90 258L86 257V256L90 255ZM95 253H97V255ZM73 254H75L76 256H73ZM139 254H141L142 257H140ZM143 254H144V256H143ZM134 255L136 256L137 260H136ZM3 257H4V259H3ZM43 257H45V258H43ZM73 257H75V258H73ZM145 257H146V260L148 259L146 261V263H145ZM160 257H162V258H160ZM244 257H246L250 262H248ZM253 257H256V258H253ZM86 258H89V261ZM27 260H28V262H27ZM55 260H57V262ZM70 260L73 262H71ZM231 260H232V262H231ZM86 261H87V263H86ZM90 261H91V263H90ZM224 261H228V262L225 263ZM100 263H98V264H100ZM255 263L258 264L257 262H255ZM255 263H253V264H255Z\"/></svg>",
    "mask_w": 264,
    "mask_h": 264
},
{
    "label": "bare ground",
    "instance_id": "obj_2",
    "mask_svg": "<svg viewBox=\"0 0 264 264\" xmlns=\"http://www.w3.org/2000/svg\"><path fill=\"white\" fill-rule=\"evenodd\" d=\"M84 1H85V0H83V2H84ZM91 1H92V0H89V4L91 3ZM94 1H97V2H98L99 0H94ZM94 1H93V2H94ZM103 1L105 2V0H102V1H101V3H102L101 5H102V6L107 5V3H106V4H103ZM106 1L108 2L109 0H106ZM111 1H115V3H116L117 5H119L118 0H111ZM111 1H110V2H111ZM119 1H120V0H119ZM121 1H122V0H121ZM124 1H126V0H124ZM128 1H129V0H128ZM144 1H145V0H144ZM162 1H164V0H162ZM174 1H175V0H174ZM191 1H192V0H191ZM208 1H209V0H208ZM211 1H212V0H211ZM80 2H81V1H80ZM117 2H118V3H117ZM133 2H135V0H134ZM169 2L171 3V0H169ZM169 2H166V3L169 4ZM187 2H188V1H187ZM205 2H207V1H205ZM84 3H86V2H84ZM98 3H100V1H99ZM115 3L113 4V2H112L113 5H115ZM127 3H128V2H127ZM127 3H126V4H127ZM131 3H132V2H131ZM136 3H138V2L136 1ZM144 3H145V2H144ZM162 3H163V2H162ZM191 3H192V2H191ZM229 3H230L229 5H231V4H232V0H231ZM233 3H236V4L238 5V3L235 2V0H234ZM262 3H263V2H262ZM87 4H88V3H87ZM89 4H88V5H89ZM93 4H94V6H95L94 9H95V11H96L97 4H96V2L93 3ZM121 4H122V3H121ZM188 4H189V2H188ZM188 4H187V5H188ZM80 5H82V2L80 3ZM84 5L86 6V4H84ZM101 5H99V8H98V9H101V8H102ZM117 5H115V6H116V9L119 8ZM124 5H125V4H124ZM140 5H141V4H140ZM143 5H144V4H143ZM261 5H262V4H261ZM85 6H84V7H85ZM107 6L109 7V5H107ZM119 6H120V5H119ZM126 6H127V5H126ZM126 6H125V7H126ZM133 6H134V5H133ZM164 6H165V5H164ZM164 6H163V7H164ZM206 6H207V5H206ZM210 6H211V5H210ZM235 6H236V5H235ZM82 7H83V6H82ZM84 7H83V8H84ZM90 7H93V6H90ZM117 7H118V8H117ZM122 7H123V6H122ZM140 7L143 8L142 5H141ZM146 7H148V6H146ZM168 7H169V6H168ZM168 7H167V5H166V9H167ZM175 7H176V6H175ZM178 7H179V6H178ZM187 7H190V8H191L192 6H190V4H189V6H187ZM207 7H208V6H207ZM127 8H128V7H127ZM133 8H135V7H133ZM137 8H139V6H138ZM224 8H225V7H224ZM224 8H223V9H224ZM86 9H88V8H86ZM89 9H90V8H89ZM98 9H97V12H98ZM122 9H125V8H122ZM164 9H165V7H164ZM164 9H163V10H164ZM187 9H188V8H187ZM207 9L209 10V8H207ZM15 10H16V9H15L14 5H12V0H5V1H2V5H1V7H0V13H2L5 17H9V19L7 20V22L10 21V20H12L13 15L17 14V12L15 13ZM79 10H81V9H79ZM108 10H109V8H108ZM135 10L139 11L138 9H135ZM174 10H175V8H174ZM205 10H206V9H205ZM224 10H226V9H224ZM261 10H262V13H263V9H262V8H261ZM86 11H89V10H86ZM121 11L123 12V10H121ZM121 11H120V12H121ZM126 11H128V10L126 9V10L124 11V13H125ZM144 11H145V8H144ZM146 11H147V8H146ZM167 11H168V10H167ZM183 11H184V10H183ZM186 11H187V10H186ZM189 11H191V10H189ZM206 11H207V10H206ZM90 12H91V11H90ZM99 12L102 13L103 15H102V14H101V15L104 16L105 18L108 17V15H106L105 12H103V11H99ZM110 12L112 13V11H110ZM130 12H131V11H130ZM134 12H135V11H134ZM149 12H150V11H149ZM164 12H165V11H164ZM192 12H193V11H192ZM91 13H92V12H91ZM104 13H105L106 16L104 15ZM126 13H127V12H126ZM126 13H125V14H126ZM140 13L143 14V12H140ZM140 13H138V14L140 15ZM146 13H147V12H146ZM150 13H151V12H150ZM159 13H161V11H160ZM204 13H205V12H204ZM120 14H121V13H120ZM147 14H149V13H147ZM161 14H162V15L164 14L163 11H162ZM187 14H189V13H187ZM187 14H186L185 16H187ZM225 14H226V13H225ZM228 14H230V13H228ZM87 15H88V14H87ZM91 15H93V14H90V13H89V16L92 18ZM190 15L194 16L193 13L190 14ZM204 15H205V17H206V16H207V12H206V14H204ZM119 16H120V15H119ZM125 16H126V15H125ZM129 16H131V15L128 14V17H129ZM183 16H184V15H181V17H183ZM192 16H191V18L193 19L194 17H192ZM109 17H110V16H109ZM160 17H161V15H160ZM160 17H159V18H160ZM38 18H39L40 22H43V21L46 19V20H49V21H51V22L56 23V26L54 27V28H55L54 31L57 32L58 34L63 35V36L69 34V35L71 36V38L73 39V41L69 43L70 46L67 45V49H66L67 52L64 54V56L61 57V56H59V55H62V54L57 55L58 50H57V48L55 47V45L61 46V44H57L58 42H57V43H56V42H53V43H55V45H53V44H50V45H49V44H48V45H46V44H41V43L38 41V40H40V39L36 38L37 36L35 37V35H34L35 32H34V33H30L29 31H28V32H25V30H23V29H22V30H23L22 32H20L19 30H16V31L20 32V34L17 32L16 34H18V35L15 34V36L18 37V36L20 35V37H21V38H19V39L17 38L18 41H17L16 44H15L16 41L13 42V40L10 39L9 37H8V38H9L8 41H6V39L2 40V38H0V39H1V40H0V71H2L1 69H2L4 66H5V67L8 66V65H12V66H13V65H16V66H17V65H20V66H21V65L25 64V62L27 63V61H29V60H31V59H35V60L38 61V62H42V63L45 65V67H46V65H48L49 68H50V70H52V73H53L54 75L56 74V79H57L58 77H60V78L63 79V78H65V75H67V74H72V75L75 74V75H78V76L80 75V76H83L82 80L84 79V81L88 82L89 84L91 83V85L93 86V87H91V88H92V89H93V88H94V89L96 88V89H95L96 91L98 90L97 87L99 88V85H100V84H103V83H107V82H108L109 79H107V77H109V74H106V75H105V72H104V67L107 66V63H108V62H107V60H105L104 58H107V57H106L107 54H108V53L110 54V52H112V47H111V46L103 47L99 42H96V41H95V40H98V38H97V39L94 38V42H91L90 38L92 37V34H91V35H90V34L87 35V34H85V33H83V32L80 33V30H77L75 27H72V28L66 27L65 24H66V25L68 24V23H67V22H68V21H67L68 18H67V16H65V15H64L63 17H61V18L54 19L55 17L52 16V13L44 12V13H42V15H41L40 17H38ZM101 18H102V17H101ZM110 18H111V17H110ZM110 18H109V19H110ZM167 18L169 19L168 16H167ZM161 19H162V18H160V21H161ZM168 19H167V21H168ZM187 19H188V18H186V20H187ZM192 19H191V20H192ZM199 19H200V18H199ZM4 20H5V19L0 18V23H1L0 25H1V26L4 24V22H3ZM25 20H26L25 23H26V25H27V22H28L29 20H28V18H25ZM121 20H122V19H121ZM124 20H125V19H124ZM163 20H164V19H162V22L164 23ZM177 20H178V19H177ZM189 20H190V19H189ZM194 20H195V18H194ZM194 20H193V21H194ZM32 21H33V20H32ZM187 21H188V20H187ZM199 21H200V20H199ZM2 22H3V24H2ZM33 22H34V21H33ZM51 22H50V23H51ZM158 22H159V21H158ZM191 23H192V22H191ZM158 24H159V23H158ZM176 24H178V23H176ZM14 25H15V23H14ZM128 25H129V24H128ZM136 25H137V24H136ZM1 26H0V28L2 29ZM162 26H163V25H162ZM35 28H36V26H35ZM6 30H8V29H6ZM10 30H11V28H10ZM44 30H46V29H44ZM3 31H4V30H3ZM14 31H15V30H14ZM8 32H9V31H7V33H8ZM10 32H11V31H10ZM44 32H45V31H44ZM44 32H43V33H44ZM0 33H1V31H0ZM44 34H46V33H44ZM7 35H8V34H6V36H7ZM6 36H5V38H6ZM10 36H12V34H10ZM15 36H14V40H16V37H15ZM2 37H3V36H2ZM8 38H7V39H8ZM121 38H125V35H122ZM244 39H245V38H244ZM241 40H242V39H241ZM33 41H34V42H33ZM40 41H44V39H43V40H40ZM238 41H240V40H238ZM8 42H10V43L13 42L15 45H14L13 43H11V44L9 43V45H8ZM221 42H222V41H221ZM221 42H220V44H221ZM29 43H31V44H29ZM42 43H43V42H42ZM222 43H224V42H222ZM28 44H29V45H28ZM32 44H34L35 47H34V45H32ZM96 44H97V45H96ZM220 44H219V45H220ZM244 44H245V43H244ZM24 45H25V46H24ZM27 45H28V46H31V47H30L28 50H26L25 53H23V50H24L23 48L28 47ZM64 45H66V44H64ZM215 45H216V44H215ZM255 45H256V44H255ZM32 46H33L34 48H33ZM212 46H213V45H212ZM247 46H248V45H247ZM249 46H250V45H249ZM249 46H248V47H249ZM251 46H252V45H251ZM9 47H10V48H9ZM217 47H218V46H217ZM244 47H245V46H244ZM143 48H145V47H143ZM250 48H251V47H250ZM250 48H249V49H250ZM259 48H260V47H259ZM59 49H60V48H59ZM246 49H247V48H246ZM100 50H102V51H100ZM64 51H65V50H64ZM103 51H106V55H104V52H103ZM246 51H247V50H246ZM249 51H251V50H249ZM253 51H254V50H253ZM253 51H251V54H254ZM127 52H128V51H127ZM151 52H152V51H151ZM187 52H188V51H187ZM216 53H217V52H216ZM176 54H177V53H176ZM179 54H181V55H180V56H177V59H178V57H179V59H181V57H183V54H182V53H179ZM179 54H178V55H179ZM198 54H199V53H198ZM201 54L203 55L204 53H201ZM205 54H206V52H205ZM205 54H204V55H205ZM204 55H203V56H204ZM206 55H207V54H206ZM206 55H205V56H206ZM242 55H243V53H242ZM58 57H61V58H58ZM150 57H151V56H150ZM184 57H185V56H184ZM184 57H183V58H184ZM239 57L242 58V56H239ZM112 58H113V57H112ZM148 58H149V57H148ZM183 58H182V61L179 60V62H180V64H181V62H182V63L184 62V63L181 64V65L184 66V68H186V66L188 67V63H187V61H184ZM199 58H200V57H199ZM207 58H208V57H207ZM76 59H77V60H76ZM103 59H104V60H103ZM117 59H118V58H117ZM152 59H153V57H152ZM163 59H164V58H163ZM200 59H201V58H200ZM202 59H203V60H206V58L204 59V57H203ZM100 60H101L102 62H104L105 65H104V63L102 64V62H101ZM126 60H128V59H126ZM130 60H131V59H130ZM141 60H142V59H141ZM165 60H166V59H165ZM203 60H202V62H203ZM123 61H124V60H123ZM128 61H129V60H128ZM153 61H154V59H153ZM155 61H156V60H155ZM169 61H170V60H169ZM255 61H256V60H255ZM80 62H82V63H84V64H86V65H88V64L90 63V65H88V66H89L88 69H89V71H90V74H91V75L93 74L94 77L91 76V77H86V78H85L84 75L80 74V73H82L81 70H80V68L78 67V66L80 65ZM106 62H107V63H106ZM109 62H110V61H109ZM138 62H139V61H138ZM188 62H189V61H188ZM196 62H197V61H196ZM200 62H201V61H200ZM202 62H201V64H202ZM206 62H208V61H206ZM218 62H219V61H217V63H215V71H216V69H217V70L220 69L221 71H216V72H218L217 74H220V73H221V77L224 78V76H225L226 80L228 79V81L226 82L225 79H224V80H225V81H224V80L221 78V79H222V84L225 83V84L227 85V84L229 83V85H227L228 87L225 86V84H223L224 86H222V87H224V88L227 87V88H229V91H230V87L232 86V87H231V91L233 92L234 89H236V86H237V85H236V77H238L237 74H239V72L237 71L238 73H235V74H234V73H231V72L229 73V70H228V71L226 70V72H225V71H222V70L224 69V66H223V65H222V67L218 66V65H221V64H219ZM120 63H121V62H120ZM124 63H125V62H124ZM144 63H145V62H144ZM160 63H163V62H160ZM169 63H170V62H169ZM249 63H250V62H249ZM122 64H123V63H122ZM147 64H148V62H147ZM153 64H154V63H153ZM155 64L157 65V63H155ZM163 64H164V65H168V63H166V64L163 63ZM163 64H162V67H163V68L160 66V67H159V68H161L160 70L153 72V74H152V78H153V77L156 78L157 76L160 77V75H162L161 77H163L162 80L165 78L164 81H162V84L159 83V85L161 84V87L158 85L160 91H161V90H162V91H163V90H164V91H166V90L168 91L169 89L171 90L172 88H173V91H174V90L176 91L177 87H180V85H179V86L177 85V84H179V82H178V79H179V78L176 79L175 77L180 76L181 73H180V75H177V74H175L176 71L174 70V68H171L169 65H168V67H167V66L164 67ZM186 64H187V65H186ZM209 64H210V63H208V65H209ZM224 64H225V63H224ZM245 64H246V63H245ZM250 64H251V63H250ZM120 65H121V64H120ZM125 65H126V64H125ZM127 65H128V64H127ZM127 65H126V66H127ZM134 65H135V64H134ZM150 65H151V64H149V66H150ZM185 65H186V66H185ZM189 65H190V64H189ZM193 65H194V64H193ZM208 65H206V66H208ZM234 65H235V64H234ZM242 65H243V64H242ZM103 66H104V67H103ZM130 66H132V64H131ZM147 66H148V65H147ZM147 66H146V67H147ZM154 66H155V65H154ZM173 66H174V65H173ZM194 66H197V65L195 64ZM226 66H227V65H226ZM250 66L253 67V69L251 70V71H252L251 74H252L253 76H252L251 74H250L249 76H250V77H254L255 74H253V73H256V71L254 72V70H256V69H258V68H257L256 66H255V67H256V68H255L254 65H253V63H252V65H249L248 67L250 68ZM25 67H26V66H25ZM114 67H115V66H114ZM118 67H119V66H118ZM143 67H144V66H143ZM177 67H179V66H177ZM209 67H210V66H209ZM212 67H213V66H212ZM219 67H220V68H219ZM252 67H251V68H252ZM14 68H15V67H14ZM43 68H44V67H43ZM128 68H129V67H128ZM157 68H158V67L155 66V69H157ZM170 68H171V69H170ZM179 68H180V67H179ZM189 68H190V67H189ZM213 68H214V67H213ZM222 68H223V69H222ZM232 68H233V67H232ZM238 68H239V67H238ZM238 68H237V69H238ZM246 68H247V67H246ZM246 68H244V69L241 70V71L239 70V71H240V74H241V73H242V74H246V73L248 74V70H247ZM249 68H248V69H249ZM254 68H255V69H254ZM84 69H85V68H84ZM122 69H124V64H123V68H122ZM125 69H126V68H125ZM132 69H133V68H132ZM187 69H188V68H186V69H185L186 71H184L185 74H187V73L189 74V72H190V70H189V69L187 70ZM226 69H228V68L226 67ZM240 69H241V68H240ZM4 70H5V69H4ZM21 70H23V68H22ZM44 70H45V69H44ZM47 70H48V68H47ZM118 70H119V69H118ZM118 70H117V71H118ZM128 70H129V69H128ZM128 70H127V72H128ZM136 70H137V68H136L134 71L132 70V72L135 73L136 77H137L138 80H139V83H149V82H148L149 78H147V76H146L147 74H146L142 69H141V70H137V71H136ZM173 70H174L175 72H174ZM177 70H178V69H177ZM180 70H181V69H180ZM232 70H233V69H232ZM232 70H231V71H232ZM235 70H236V69H235ZM245 70H246V73H244ZM249 70H250V69H249ZM108 71L110 72L109 68L106 70V72H108ZM115 71H116V70H115ZM120 71H121V70H120ZM149 71H150V70H149ZM182 71H183V70H182ZM182 71H181V72H182ZM188 71H189V72H188ZM215 71H213V72H215ZM109 72H108V73H109ZM118 72H119V71H118ZM132 72H131V73H132ZM150 72H151V71H150ZM178 72H180V71L178 70L177 73H178ZM186 72H187V73H186ZM196 72H197V71H196ZM205 72H207V71H205ZM151 73H152V72H151ZM222 73H223L224 76H222ZM249 73H250V72H249ZM87 74H88V73H87ZM112 74H113V73H112ZM112 74H111V75H112ZM132 74H133V73H132ZM132 74H131V75H132ZM173 74L176 75V76H174ZM190 74H192V73H190ZM203 74H204V73H203ZM240 74H239V78H240V79L237 78V81L240 80V84H241V80H242V79H241V76H242V74H241V76H240ZM13 75H14V74H13ZM24 75H25V74H24ZM40 75H41V74H40ZM107 75H108V76H107ZM182 75H183V73H182ZM194 75H195V74H194ZM194 75L192 74V75H190V76L188 75V76H189L190 79H191V78L194 77ZM57 76H58V77H57ZM68 76H69V75H68ZM68 76H67L68 80H71ZM105 76H107V77L105 78ZM132 76H133V75H132ZM132 76H131V77H132ZM150 76H151V75H150ZM172 76L174 77V78H173L174 80L172 79ZM192 76H193V77H192ZM6 77H8V76H6ZM28 77H29V76H28ZM73 77L75 78L76 76H73ZM92 77H93V79H92ZM123 77H124V76H123ZM125 77H126V74H125ZM133 77H134V76H133ZM133 77H132V78H133ZM159 77H157L158 79H156V80H158V81L160 82V80H159L160 78H159ZM195 77H196V76H195ZM217 77H218V75H217ZM242 77H244V75H243ZM247 77H248V76H247ZM77 78H78V77H77ZM77 78H76V79H77ZM80 78H81V77H80ZM80 78H79V79H80ZM111 78H112V77H111ZM180 78H182V76H180ZM183 78H184V77H183ZM185 78H187V75L185 76ZM201 78H202V77H201ZM10 79H11V78H10ZM26 79H27V77H26ZM28 79H29V78H28ZM30 79H31V78H30ZM100 79H103V80H100ZM188 79H189V78H188ZM193 79H194V78H193ZM245 79H246V77H245V78L243 79V81H242V82H244V84L242 83L243 85H245V82H246V81H244ZM254 79H255V78H254ZM8 80H9V79H8ZM16 80H17V79H16ZM68 80H67V81H68ZM99 80H100V81H99ZM115 80H116V78H115ZM176 80H177V81H176ZM181 80H182V79H181ZM191 80H192V79H191ZM214 80H215V79H214ZM217 80H218V79H217ZM246 80H247V79H246ZM20 81H21V80H20ZM62 81H64V79H63ZM80 81H81V80H80ZM98 81H99V82H98ZM106 81H107V82H106ZM126 81H127V79H126ZM182 81L185 82L186 80L183 79ZM182 81H181V82H182ZM188 81H190V80H188ZM193 81H194V82H193ZM196 81H197V80H196ZM200 81H201V80H200ZM210 81H211V80H210ZM223 81H224V82H223ZM248 81H249L248 83H250V80H248ZM0 82H1V81H0ZM27 82H28V81H27ZM27 82H25V81L22 82V85H20V88L24 86L23 83H26V84H25V87H26V86H27ZM71 82H72V81H71ZM71 82H69V84H71ZM101 82H102V83H101ZM117 82H118V81H117ZM186 82H187V81H186ZM192 82H193V84H194V83H195V80H192ZM192 82H191V83H192ZM205 82H206V81H205ZM212 82H214L213 79H212ZM238 82H239V81H238ZM251 82H252V80H251ZM253 82L255 83V81H253ZM253 82L249 85V87H246V88L243 87V86H241V87H242L243 90H244V88H245V89H249L250 86H252V89H253V90L256 89V91H254V92H256V94H257V93H259V91H260L259 96H260L261 98H263V97H264V94H263V95L261 94V88H260L261 85L259 84V85H260V86H259L260 89H259V88L256 86L257 84H255V86L257 87V88H255V86L253 87V85H254ZM5 83H6V82H5ZM28 83L30 84V85H28V86H29V87H28V90H29V88L31 89V82H28ZM64 83H65V82H64ZM72 83L74 84V82H72ZM75 83H76V81H75ZM78 83L81 85V83H80L79 81H78ZM98 83H99V84H98ZM182 83H183V82H182ZM201 83H202V82H201ZM234 83H235V84H234ZM246 83H247V82H246ZM73 84H72V87L68 85V86H69V89H70V90H68V91H70L69 93H71L70 97H71L73 94H75V92L77 91V89H79V88L84 89V88H82V87H78V86H76V87L74 86V87H73ZM84 84H85V83H84ZM84 84H83V85H84ZM135 84H136V83H135ZM175 84H176L177 87L175 86ZM183 84H184V83H183ZM189 84H190V83H189ZM197 84H198V83H197ZM252 84H253V85H252ZM261 84H262V83H261ZM10 85H11V84H10ZM10 85H9V86H10ZM37 85H38V84H37ZM108 85H109V84H108ZM126 85H127V83H126ZM155 85H156V84H155ZM190 85H191V84H190ZM190 85H189V87H190ZM202 85H203V83H202ZM219 85H220V84H219ZM13 86H14V85H13ZM16 86H17V84H16ZM32 86H33V85H32ZM103 86H104V85H103ZM185 86L187 87V83L183 86V87H184L183 89L186 88ZM205 86H206V85H205ZM245 86H246V85H245ZM3 87H4V84H3ZM3 87H2V88H3ZM18 87H19V86H18ZM107 87H108V86H107ZM114 87H115V86H114ZM139 87H141V88L143 89V88H144V85L142 86V85L139 84ZM189 87H188V88H189ZM193 87H195V88H192V86H191L190 89H195V91L193 92V90H191V91H189V92H191V94L193 93L194 95H195V94H198V92H197V90H198V88H197L198 85L196 86V84H195ZM202 87H203V86H202ZM207 87H208V86H207ZM216 87H218V86H216ZM262 87H263V86H262ZM8 88H9V87H8ZM53 88H55V87H53ZM63 88H64V87H63ZM85 88H86V87H85ZM89 88H90V87H89V85H88V88H86V89L89 90ZM101 88H102V87H101ZM101 88H100V91H99V92H101ZM122 88H123V86H122ZM128 88H129V87H128ZM188 88H186V90H184V91H187ZM218 88H219V87H218ZM227 88H226V90H228ZM233 88H234V89H233ZM237 88H238V87H237ZM263 88H264V87H263ZM33 89H34V88H33ZM103 89H104V87H103ZM156 89H157V88H156ZM180 89H181V88H180ZM221 89H222V88H221ZM238 89L241 90L240 88H238ZM79 90H80V89H79ZM84 90H85V89H84ZM95 90H91V91L93 92V91H95ZM121 90H122V89H121ZM128 90H130V89H127L126 91H128ZM236 90H237V89H236ZM239 90H237V91H239ZM22 91H23V90H22ZM22 91H21V93H23V94H24V92H25V93L28 92V91H23V92H22ZM85 91H87V90H85ZM123 91H124V89H123ZM126 91H125V92H126ZM162 91H161V92H162ZM167 91H166V92H167ZM184 91H182V92H183L185 95H188V96L190 97V94H187L188 91H187L186 93H185ZM202 91H203V90H202ZM204 91H206L205 88H204ZM244 91L246 92V90H244ZM244 91H243V92H244ZM249 91H251V88L249 89ZM9 92H11V91H9ZM9 92H8V93H9ZM32 92H33V91H32ZM89 92H90V91H89ZM104 92H105V91H104ZM125 92H124V93H125ZM149 92H150V91H149ZM195 92H196V93H195ZM207 92H208V91H207ZM245 92H244L243 94H244V96H245V98H246L247 101H248V99L250 98V96H251L252 94H253L252 96H255V95H254L255 93H254L253 91H251V93H252V92H253V93H252V94L250 93L251 95H249V96H248V95H245ZM19 93H20V92H19ZM93 93H95V92H93ZM93 93H92V94H93ZM133 93H134V92H133ZM162 93L164 94L165 92H162ZM162 93H161V94H162ZM171 93H172V92H171ZM179 93H180V92L175 93V94H173V93H172V94H167V96H164L166 99H165L164 97H162V98L165 99V100H163V99L160 97V100L162 99V100L165 101V102H162V103H163V104L161 103L162 105L160 104V106H161L160 108H161V109L158 110V111L161 113V112H162V108H163L164 112L167 113L166 110H167L168 108H169V110H170V109L172 108L171 105L175 104V105H177V106H175L173 109L177 111L176 113H179V110H180L181 108H183V104H185V103H182V101H181L182 99L179 100V101H181V102H179V103H180V104L182 103V105H179V104H176V103H175V102H177V100H178V98H179ZM183 93H181V94H183ZM201 93H202V92H201ZM9 94H10V93H9ZM12 94H13V93H12ZM12 94H11V95H12ZM103 94H104V93H103ZM130 94H131V93H130ZM130 94H129V95H126L127 98H125L126 96H125V97L123 96L122 99L120 100V103H122V104H124V105H127V104H130V103L134 102V100L131 99ZM184 94H183V96H184ZM209 94H211V93H209ZM209 94H208V96H209L208 98H209V102H210V104H211L210 99H211V97H212V94H211V95H209ZM227 94L229 95V92H228ZM236 94H238V95H236ZM236 94H235V95H236L235 100H236V102H237V97H238L239 100L242 99V98L240 99L241 96L239 97V95H242V91H241V94H239V93H237V92H236ZM247 94H249V92H248ZM19 95H20V96H18V100H22V99L25 98L24 101L22 100L23 103L21 102L22 104L25 105V103H26L25 100H27L28 95H27V97L24 96L25 94H24V95L19 94ZM33 95H35V93H33ZM33 95H31V96H33ZM51 95H52V94H51ZM75 95H76V94H75ZM75 95H74V96H75ZM122 95H124V94H122ZM176 95H177V96H176ZM261 95H262V96H261ZM29 96H30V95H29ZM35 96H36V95H35ZM35 96H34V98H35ZM63 96H64V95H63ZM107 96H108V95H107ZM196 96H197V95H196ZM224 96H225V95H224ZM244 96L242 95V97H244ZM252 96H251V97H252ZM16 97H17V96H16ZM77 97H78V96H77ZM77 97H76V98H77ZM108 97H109V96H108ZM135 97H136V93H135V95H134V98H135ZM137 97L139 98V96H137ZM137 97H136V98H137ZM180 97H182V95H181ZM191 97L193 98L194 96L192 95ZM201 97H202V98L204 97V92H203V95H201ZM233 97H234V96H233ZM248 97H249V98H248ZM260 97H258V98H260ZM5 98H7V100L4 99V100H6V101H4V100H3V101H0V104H1L0 107L3 109L2 114L5 113L4 116H7V115L9 116V113H10V112H9L8 110H10L9 108H11V107H9V108L7 109V108L2 107V106H3L2 104H6L7 101H11V100H9L10 97H6V96H5ZM60 98H61V96H60ZM76 98H75V99H76ZM138 98H137V99H138ZM182 98H183V97H182ZM185 98H187V97L185 96ZM198 98H199V95L197 96V99H198ZM204 98H206V96H205ZM204 98H203L202 100H204ZM226 98H227V97H226ZM245 98H244L243 100H245ZM252 98H253V97H252ZM258 98H254L255 101L253 100V101H251V102H250V100H251V98H250V100H249L248 102H249V104H251V105H249V106H252V105H253V104H252L253 102H254V104H255L257 101L259 102V104L256 103V104L254 105V107H256L257 105H260V104H262V103L264 102L263 99H261V101H263V102L261 103V102H260V99H258ZM69 99H70V98H69ZM79 99H80V97H79ZM224 99H225V98H224ZM231 99H232V97H231ZM256 99H258V100L256 101ZM14 100H15V99H14ZM38 100H39V99H38ZM60 100H61V99H59V101H60ZM66 100H67V99H66ZM70 100H72V99H70ZM82 100H84V98H83ZM158 100H159V98H158ZM190 100H191L190 106L193 107V108H190V109H194V108H195L193 111L196 112V110H197L196 108H197V107H195V106H196L197 103L195 104V102H194V101H196V100L191 99V98L189 99V101H190ZM202 100L200 101V99H199V104L202 103ZM246 100H245V101H246ZM75 101H76V100H75ZM88 101L91 102V100H90L89 98H88ZM136 101H137V100H136ZM204 101L207 102L206 99H205ZM204 101H203V104H206V103H204ZM3 102H4V103H3ZM12 102H13V101H12ZM24 102H25V103H24ZM160 102H161V101H160ZM183 102H184V101H183ZM248 102L245 103V104L248 105ZM13 103H14V102H13ZM21 103H20V104H21ZM69 103H70V102H69ZM103 103H104V102H103ZM103 103H102V104H103ZM193 103H194V106H192ZM207 103H208V102H207ZM223 103H224V102H223ZM223 103H222V104H223ZM238 103H239V102H238ZM28 104H29V102H28ZM36 104H38V103H36ZM76 104H77V102H76ZM80 104H81V102H79L78 105H80ZM105 104H106V103H105ZM105 104H104V105H105ZM122 104H120V105L123 106ZM155 104H156V103H155ZM199 104H198V105H199ZM203 104H201V109H202V108L204 109V107H206V106H203ZM7 105H8V104H7ZM7 105H4V106L7 107ZM26 105H27V104H26ZM82 105H83V104H82ZM82 105H81V106H82ZM131 105H132V104H131ZM134 105H135V104H134ZM178 105H179V106H178ZM208 105H209V103H208ZM216 105H217V104H216ZM224 105H225V104H223V106H224ZM237 105H238V104H237ZM29 106H30V105H29ZM68 106H69V105H68ZM72 106L74 107L75 104L73 103ZM81 106H80V108H81ZM90 106H91V105H90ZM121 106H120V107H121ZM135 106H136V105H135ZM165 106H166L167 108H166ZM180 106H182V107L180 108ZM202 106H203V107H202ZM261 106H262V107H261ZM19 107H23V106H19ZM70 107H71V105H70ZM84 107H85V106H84ZM86 107H87V106H86ZM137 107H138V106H136L135 109H137ZM150 107H151V106H150ZM176 107H179L180 109H178V108H176ZM184 107H185V108L187 107L186 104H185ZM211 107H212V105H211L210 107H208V108L210 109ZM232 107H233V106H232ZM26 108H27V106H26ZM67 108H68V107H67ZM75 108H76V107H75ZM75 108H72V109H75ZM97 108H98V107H97ZM100 108H101V107H100ZM132 108H133V106H132ZM140 108H141V107H140ZM140 108L138 107V109H137L138 111H136V113H135V114L137 115V112H138V115L135 117V118H138V119H134L135 121H134L132 124H131V122L129 121L130 125L132 126V128H129V129H132V130L135 129V128H133V127H136V129H137V128H139V127L141 126V124L144 122V121H142L143 119L146 121L145 118H142V117H144L143 115L140 116V114L143 113V112L139 113ZM151 108H152V107H151ZM206 108H207V107H206ZM206 108L204 109V110H205V114H206V113L208 112V110H209L208 108H207L208 110H207ZM227 108H228V107H227ZM252 108H253V106H252ZM257 108H258V107H257ZM260 108H261V109H259V110H262V108H263V104L260 105ZM2 109H0V111H1ZM14 109H15V108H14ZM27 109H28V108H27ZM39 109H40V108H39ZM68 109H69V108H68ZM87 109H89V108L87 107ZM87 109L85 108V109L83 110V108H81V109H78L77 112L74 111V110H71V109H70V112H69V113L67 112V113H65V114H62L63 119H65V120H66V123L68 124V128L70 127V132H71V130H72V132H71L70 134H68V135H71V134L74 135V134H76L77 131H76V133H74L75 131L73 132V130L77 129V127L79 128V130L81 129L80 127H82L81 131L78 130L79 133H80V132L82 133V130H86V131L88 132V130H90V129H96L97 132H99V131H98V127H99V128H100V127H103V126H107V127H109V124H108V125H106V124L108 123V121H109L110 119L113 121L112 116H111V118H110L107 122H106V121H105V122L102 121V123H105V125H103V124L100 122V123L102 124V125L100 124L101 126H99V124H96L95 126L97 127V125H98V127L95 128V126H94V128H93V124H94L93 122H94L95 119L97 120V118H98V117H97L98 114H94V115H93L92 112L94 113L95 110L90 112V109H89V110H87ZM125 109H126V108H125ZM129 109L131 110V108H129ZM147 109H149V108H147ZM156 109H157V108H156ZM158 109H159V106H158ZM183 109H184V108H183ZM201 109H200V111H203V112H204V110H203V109L201 110ZM20 110H21V109H20ZM20 110H18V111H20ZM34 110H35V108H34ZM42 110H43V109H42ZM169 110H168V112H169ZM171 110H172V109H171ZM171 110H170V111H171ZM181 110H182V109H181ZM184 110H185V109H184ZM206 110H207V111H206ZM212 110H213V109H212ZM228 110H229V109H228ZM259 110H258V113H259V114L261 113V114L258 115L257 112H256L255 114H257L258 117L261 116V117L264 118V115H262V114H264V113H262V111L259 112ZM36 111H37V110H36ZM36 111H35V113L33 114L34 116H35V114L37 113ZM66 111H68V110H66ZM66 111H65V112H66ZM83 111H84V112H83ZM133 111H134V109H133ZM141 111H142V110H141ZM158 111H157V112H158ZM188 111H189V110H188ZM190 111H191V114H190V115L192 116V118H194L193 116H195V118H196V117H200V113L198 112L199 110H197L196 114H195V113L192 114L193 111H192V110H190ZM210 111H211V110H209V112H210ZM27 112H28V111H27ZM31 112L33 113V109L31 110ZM62 112H64V111H62ZM102 112H103V111H102ZM131 112H132V111H131ZM209 112H208V113H209ZM263 112H264V109H263ZM7 113H8V114H7ZM19 113H20V112H19ZM19 113H16V114H19ZM21 113H22V112H21ZM100 113H101V112H100ZM145 113H147V111H146ZM165 113L162 112L161 114L164 115ZM181 113H182V112H181ZM185 113H186V112L184 111V114H185ZM188 113H189V112H188ZM197 113H199V114H197ZM208 113H207V114H208ZM216 113H217V112H216ZM226 113H228V112H226ZM250 113H251V111H250ZM250 113H249V114H250ZM253 113H254V112H253ZM2 114H0V116H1ZM6 114H7V115H6ZM118 114H120V115L122 114V109H121V108L117 110V116L119 117ZM149 114H150V112H149ZM153 114H154V113H152V115H153ZM158 114H159V113H158ZM161 114H160V116H161ZM167 114H168V113H167ZM170 114H171V113H169V116H170ZM205 114H204V115H205ZM209 114H211V115H210V116H211L210 119H211V118H212V119H216V118H215L216 115H215V117H214V115L212 116L213 111H212V113H209ZM217 114H218V113H217ZM228 114H229V113H228ZM255 114H254V115H255ZM186 115H187V114H186ZM196 115H198V116H196ZM201 115H202V114H201ZM2 116H3V115H2ZM21 116H22V115H21ZM21 116H18V118L20 119ZM23 116H24V115H23ZM39 116H40V115H39ZM95 116H96V118H95ZM153 116H154V115H153ZM171 116H172V115H171ZM175 116L177 117V115H175ZM191 116H190V119H191ZM206 116H208V115H206ZM229 116H230V115H229ZM247 116H248V115H247ZM249 116H250V115H249ZM252 116H253V115H252ZM107 117H108V116H107ZM139 117H141V119H140ZM145 117H147V116H145ZM151 117H152V116H151ZM156 117H157V116H156ZM156 117H155V118H156ZM178 117H179V116H178ZM201 117H202V116H201ZM201 117H200V120H201L202 118H204V120L206 119V117H204V116H203L202 118H201ZM234 117H235V116H234ZM9 118H10V117H9ZM9 118H8V120H9ZM12 118H13V117L10 118V122H9V121H8V122H5V121L3 122L2 118L0 117V119H1V120H0V121H1V125H0L1 127H0V128H2V132H3V131H7V128H5V127H8V130H9V132H10L11 127H13L14 124L17 125V124L15 123V121L12 120ZM21 118H22V117H21ZM27 118H28V117H27ZM27 118H26V119H27ZM35 118H36V116H35ZM59 118H60V117H59ZM132 118H133V117H132ZM208 118H209V117H208ZM217 118H218V117H217ZM244 118H245V117H244ZM254 118H255V116H254ZM256 118H257V116H256ZM263 118H262V120H264ZM4 119H6V118H4ZM36 119H37V118H36ZM104 119H105V118H104ZM104 119H103V120H104ZM114 119H115V118H114ZM153 119H154V117H153L152 119H150V121H151L152 123H153V121H155V120H153ZM157 119H158V118H157ZM172 119H173V118H172ZM179 119H180V118H179ZM212 119H211V120H212ZM229 119H230V118H229ZM242 119H243V118H242ZM260 119H261V118H259V119L257 118V122H256L257 124H258V122H259L258 120H260ZM23 120H24V119H23ZM28 120H29V119H28ZM28 120H27V121H28ZM32 120H33V119H32ZM96 120H95V122H96ZM118 120H119V119H118ZM125 120H126V119H125ZM125 120H124V121H125ZM129 120H130V119H129ZM148 120H149V119H147V123H149V126H151V124H150L151 122H150V121L148 122ZM152 120H153V121H152ZM176 120H177V119H176ZM243 120H245V119H243ZM248 120H249V119H248ZM262 120H261L260 122H262ZM11 121H13L14 124H12L13 122L11 123ZM20 121H21V120H20ZM33 121H34V120H33ZM33 121H32V122H33ZM60 121H61V120H60ZM60 121H59V122H60ZM62 121H63V120H62ZM98 121H99V120H98ZM141 121H142V123H140ZM206 121H208V119H206ZM206 121H205V122H206ZM250 121H251V120H250ZM253 121H256V119H254ZM253 121H251V122H253ZM22 122H26V120H24V121H22ZM114 122H115V121H114ZM155 122H156V121H155ZM155 122H154V123H155ZM159 122H160V121H159ZM159 122L157 121V123H159ZM174 122H175V120H174ZM179 122H180V121H179ZM189 122H190V121H189ZM193 122H195V121H193V120L191 119V123H192V127H191V129H192V132L194 133L193 125H194L195 123H197V122H195L194 124H193ZM203 122H204V121H203ZM203 122H202V123H203ZM208 122H209V121H208ZM2 123H3V124H2ZM5 123H7V124L9 123V125H7V124H5ZM33 123H34V122H33ZM60 123H61V122H60ZM66 123H65V124H66ZM147 123H146V124H147ZM154 123H153V124H154ZM169 123H170V122H169ZM231 123H232V122H231ZM244 123H245V122H244ZM253 123H254V122H253ZM10 124H11V127H9ZM19 124H20V122H19ZM65 124H64V125H65ZM67 124H66V126H67ZM153 124H152V125H153ZM160 124H163V123H160ZM165 124H167V123H165ZM165 124H164V126H167V125H165ZM176 124H177V123H176ZM178 124H179V123H178ZM183 124H184V123H182V125L179 124V126H183ZM225 124H226V123H225ZM242 124H243V123H242ZM257 124H255V125L258 126ZM3 125H4V126H3ZM28 125H29V124H28ZM33 125H34V124H33ZM33 125H32V127H34ZM38 125H39V124H38ZM47 125H48V124H47ZM64 125H63V126H64ZM70 125H73V126H72V129H71V126H70ZM77 125H78V126H77ZM156 125H158V124H156ZM202 125H203V124H202ZM213 125H214V123H213ZM227 125H228V124H227ZM244 125H245V124H244ZM262 125H264V124H263V123H261V125L259 124V126L257 127V129L262 128V127L264 128V126H262ZM2 126L4 127V130H3V127H2ZM20 126H22V125L20 124ZM29 126H30V125H29ZM35 126H36V125H35ZM54 126H56V125H54ZM79 126H80V127H79ZM110 126H112V125H110ZM123 126H124V125H123ZM146 126H147V125H146ZM164 126H162V127L164 128ZM169 126H170V125H169ZM190 126H191V124H190ZM195 126H197V125H195ZM203 126H205V125H203ZM22 127H23V126H22ZM57 127H58V126H57ZM59 127H60V126H59ZM59 127H58V128H59ZM170 127H171V126H170ZM228 127H229V126H228ZM254 127H255V126H254ZM24 128H25V127H24ZM34 128H35V127H34ZM34 128H32L31 130L36 131V132H35L33 135L30 134L31 131H30V132H27V133L30 134V136L27 134V135H28V138H27V139L29 140V143H28L27 145H25L24 147L21 146V147H23L24 149H22V148L19 149V150H20V153H17V155H19V154H20V155L22 154V156H23L24 154L26 155V153H24V151H25V152H27V153L29 154V157H30L31 155H38V156H37V157H38V161H39V160L41 161V159L44 160V158H46L47 156H49V157L52 156V154L49 155V153H51V151L55 150V152H54V154H55L56 152L61 151V147L64 149V146H66V148H67L68 144H67V145H63V143H65V142H63L62 139H59V138H56V137H53V136L51 137V136L47 135L48 133H47V134H44L45 131L43 130V128H42L43 133H42V131H40L41 129L39 130V131H40V132H39V131L37 130V128H36V130H35ZM61 128H62V126H61ZM109 128H110V127H109ZM120 128H121V126H120ZM120 128H119V129H120ZM124 128H125V126H124ZM127 128H128V127H127ZM194 128H195V130H197V132H196L197 134H198L200 131L204 130V129L202 128V126H201V128L198 126V128H200V130H199L198 128L196 129V127H194ZM205 128H206V127H205ZM216 128H218V127H215V129H216ZM221 128H222V127H221ZM263 128H262V129H259V131H260V132H261V130L263 131ZM5 129H6V130H5ZM51 129H53V127H51ZM54 129H55V128H54ZM65 129H67V128H65ZM100 129L104 130V129H106V128H100ZM100 129H99V130H100ZM136 129H135V130H136ZM148 129H149V128H148ZM155 129H156V128H155ZM158 129L160 130V128H158ZM158 129H157V133H158ZM180 129H181V127H180ZM184 129H185V127L183 126V129H182L181 133H179L178 135L180 136V134H181V136H180V138L182 139L181 142L185 141L184 143L188 144V145H187L188 150H187V148L185 147L186 144L183 145V144L180 143L179 141H178V142H179L181 145L184 146V148L186 149V150H185V154H187L186 151L188 152V151L193 147L194 144H193V141H191L192 143L190 142V145H192V146H191V148H190L189 143L186 142V141L191 140V137H189L190 134L188 135ZM201 129H202V130H201ZM218 129L220 130V127H219ZM218 129H217V130H218ZM224 129H226V128H224ZM12 130H15L14 127L12 128ZM12 130H11V132L13 133L14 131H12ZM45 130H46V129H45ZM48 130H50V129H48ZM48 130H47L46 132H48ZM123 130H125V129H123ZM142 130H144V129H142ZM163 130H164V136H165V135H166V134H165L166 129L164 128V129H161L160 131L163 133ZM183 130H184V131H183ZM188 130H189V128H188ZM188 130H187V131H188ZM198 130H199V132H198ZM207 130H208V129H207ZM207 130H206V131H207ZM217 130H216V132H217ZM20 131H21V130H20ZM33 131H32L31 133H33ZM57 131H58V130H57ZM133 131H134V130H133ZM133 131H132V132H133ZM137 131H139V130H137ZM189 131H190V130H189ZM208 131H210V129H209ZM0 132H1V129H0ZM21 132H22V131H21ZM46 132H45V133H46ZM100 132L102 133L101 130H100ZM100 132H99V133H100ZM134 132H136V131H134ZM155 132H156V130H155ZM182 132H185V133H182ZM204 132H205V130H204ZM204 132H202V134H203ZM218 132H219V131H218ZM218 132H217V133H218ZM260 132H259V133H260ZM3 133H4V134H3ZM3 133H1V134H3V138H4V137L6 138V136H4L6 133H5V132H3ZM57 133H58V132H57ZM65 133H66V131H65ZM93 133H94V132L91 131L89 134L92 135ZM126 133H127V132H126ZM174 133H175V132H174ZM188 133H189V132H188ZM205 133H206V132H205ZM219 133H220V132H219ZM221 133H222V132H221ZM225 133H226V132H225ZM228 133H230V132L228 131ZM231 133H232V132H231ZM263 133H264V132H263ZM1 134H0V136H1ZM10 134H11V133H10ZM21 134H22V133H21ZM49 134H50V133H49ZM95 134L98 135L97 133H94L93 135H95ZM129 134H130V133H129ZM136 134H137V133H136ZM142 134H143V133H142ZM167 134H168V133H167ZM214 134H215V133H214ZM260 134H261V133H260ZM14 135H16V136H14ZM14 135H13V137H14V138H17V139H16L17 141H19V142L22 141V139L19 138L20 136H17V135H19V133L16 132ZM24 135H25V137L21 135V138H24V139H25V140L22 141V144H23L24 141H26V136H27V135H26V134H24ZM55 135H56V134H55ZM91 135H90V136H91ZM99 135H101V134H99ZM116 135H117V134H116ZM116 135H115V136H116ZM143 135H144V134H143ZM161 135H163V134H158V136H159L158 138H162V137H160ZM168 135H169V134H168ZM168 135H167V137H168ZM175 135H176V133H175ZM175 135H174V136H175ZM178 135H176V136L179 137ZM194 135H196V134H194ZM203 135H204V134H203ZM207 135H208V132H207ZM218 135H221V134H217V136L214 135V137H217V138H218ZM227 135H228V134H227ZM250 135H252V133H251ZM258 135H259V134H258ZM7 136H8L7 138H9V139H7V140H11V139H12L11 136H10L11 138L9 137V134H8V133H7ZM45 136H46V137H45ZM56 136H57V135H56ZM80 136L82 137V135H80ZM84 136H85V135H84ZM86 136H87L89 139L94 138V137H90L89 135H86ZM124 136H125V135H124ZM134 136H135V135H134ZM164 136H163V137H164ZM176 136H175V137H176ZM191 136H192V135H191ZM57 137H58V136H57ZM87 137H86V138H87ZM167 137H165V138H167ZM175 137H174V138H175ZM177 137H176V138H177ZM182 137H183V138H182ZM198 137H199V138H197V136H196L197 144H198L199 141H200L199 143L201 144V143L203 142V140H206V139H203V140L201 139V138H203V136H202V137L198 136ZM223 137H224V136H223ZM227 137H228V136H227ZM262 137H264V135H263ZM262 137H261V138H262ZM1 138H2V137H0V139H1ZM5 138H4V139H5ZM14 138H13V139H14ZM18 138H19L20 140H18ZM69 138H70V139H69ZM69 138L67 139L68 141L70 140V141H73V142H75V143L79 140V139H77L78 137L73 138L72 135H71ZM84 138H85V137H84ZM156 138H157V137H156ZM165 138H162V139H165ZM176 138H175V141H177ZM187 138H188V139H187ZM193 138H194V137H193ZM204 138H205V137H204ZM206 138H207V137H206ZM219 138H220V136H219ZM229 138H230V137H229ZM237 138H238V137H237ZM4 139H3V140H4ZM94 139H96V138H94ZM115 139H116V137H115ZM162 139H161V140H162ZM177 139H178V140H181V139H179V138H177ZM183 139H185V140H183ZM186 139H187V140H186ZM199 139H201L202 141L199 140ZM262 139H263V138H262ZM1 140H2V139H1ZM1 140H0V141H1ZM3 140H2V142H3ZM28 140H27L26 142H28ZM64 140H65V139H64ZM112 140H113V139H112ZM112 140H111V141H112ZM218 140H219V139H218ZM221 140H222V139H221ZM227 140H229V139H227ZM13 141H14V140H13ZM84 141H85V140H84ZM86 141H87V143H88V140H87V139H86ZM89 141H91V140H89ZM148 141H149V140H148ZM165 141H166V140H165ZM194 141H195V139H194ZM231 141H232V140H231ZM255 141H257V140H255ZM8 142H9V141H8ZM79 142H80V140H79L77 143H79ZM82 142H83V141H82ZM116 142H117V141H116ZM207 142H208V141H207ZM259 142H260V141H259ZM262 142L264 143L263 140H262ZM4 143H5V142H3V143L0 142L1 145L3 144L2 147L4 146ZM9 143H10V142H9ZM14 143H15V142H14ZM20 143H21V142H20ZM85 143H86V142H85ZM106 143H107V140H106ZM111 143H112V142H111ZM138 143H139V142H138ZM208 143H209V142H208ZM228 143H229V142H228ZM255 143H256V142H255ZM5 144H6V143H5ZM72 144H73V143H72ZM72 144H71V145H72ZM82 144H83V143H82ZM88 144H90V143H88ZM176 144H177V143H176ZM200 144H199L198 146L196 145V147L201 148V150H203V149L206 148V147L204 148L203 146H201V145L204 144V143H202L201 145H200ZM205 144H206V143H205ZM205 144H204V146H205ZM84 145H85V144H84ZM86 145H87V144H86ZM103 145H104V144H103ZM106 145H107V144H106ZM149 145H150V144H149ZM173 145H174V143H173ZM255 145H257V144H255ZM5 146H6V145H5ZM5 146H4V147H5ZM7 146H8V145H7ZM16 146H17V145H16ZM69 146H70V144H69ZM82 146H83V145H82ZM82 146H81V147H82ZM89 146H90V145H89ZM89 146H88V147H89ZM170 146H171V143H170ZM175 146H176V145H175ZM217 146H218V145H217ZM238 146H239V144H238ZM2 147H0V148H1V151H2L1 153H2L3 156H5V154H3V153H4L5 151H7V150L9 149L10 146L7 147L8 149L5 150L4 152H3L4 149H3ZM13 147H14V146H13ZM72 147H73V146H71L70 148H72ZM77 147H78V145H77ZM77 147H76V148H77ZM81 147H80V148H81ZM88 147H87V148H88ZM177 147H179V146H177ZM196 147H195V148H196ZM218 147H219V146H218ZM239 147H240V146H239ZM260 147H261V146H260ZM262 147H264V145H263ZM10 148H11V147H10ZM57 148H59V149H57ZM74 148H75V147H73V149H74ZM102 148H103V146H102ZM104 148L107 149V147H104ZM108 148H109V147H108ZM125 148H126V147H125ZM163 148H164V147H163ZM181 148H182V146H181ZM181 148L179 147V149H181ZM193 148H194V147H193ZM193 148H192V149H193ZM211 148H212V150H211ZM213 148H214V147H212V145H211V146H210V151H213ZM16 149H17V148H16ZM56 149L59 150V151H56ZM77 149H79V148H77ZM106 149H104L103 151L105 152ZM138 149H139V148H138ZM216 149H218V148L216 147ZM216 149H215V150H216ZM9 150H10V149H9ZM12 150H13V149H12ZM97 150H99V151L102 153V156H103V153H104V152H102L101 148H99V149H97ZM107 150H108V149H107ZM123 150H124V149H123ZM196 150L199 151L197 148H196ZM196 150H195V152H197ZM14 151H15V155H16V150L14 149ZM14 151H12V152H14ZM22 151H23L24 154L21 153ZM62 151H64V150H62ZM68 151L71 152V153H73L72 151H70V150L67 149V153H68ZM73 151H74V150H73ZM77 151H78V150H77ZM99 151H98V152H99ZM191 151H192V150H191ZM191 151H190V152H191ZM204 151H205V150H204ZM216 151H217V150H216ZM248 151H249V150H248ZM9 152H11V151H8V153H9ZM47 152H48V153H47ZM79 152H80V151H79ZM84 152H85V151H84ZM98 152H97V153H98ZM100 152H99V154H100ZM183 152H184V151H183ZM190 152H188V153H190ZM193 152H194V150L192 151V153H193ZM195 152L193 153L194 156H195ZM206 152H207V151H206ZM224 152H225V151H224ZM1 153H0V154H1ZM5 153H6V152H5ZM45 153H46V154H45ZM59 153H60V152H59ZM61 153H62V152H61ZM63 153H64V152H63ZM111 153H112V152H111ZM179 153H180V152H179ZM199 153H200V151H199ZM213 153H214V152H213ZM217 153H220V152L217 151ZM236 153H237V151H236ZM236 153H235V154H236ZM9 154H11V153H9ZM78 154H79V153H78ZM86 154H87V153H86ZM95 154H96V153H95ZM106 154H107V151H106ZM106 154L104 153V156H106ZM170 154H171V153H170ZM185 154H183V155H185ZM190 154H191V153H190ZM193 154H192V155H193ZM245 154H246V153H245ZM15 155H14V156H15ZM20 155H19V157H21ZM42 155H43V156H42ZM55 155H58V153L55 154ZM55 155H54V156H55ZM60 155H62V154H60ZM88 155H89V154H88ZM175 155H176V153H175ZM205 155H206V154H205ZM213 155H214L215 158H216L215 153H214ZM213 155H212V152H211V157H213ZM217 155H218V154H217ZM227 155H228V154H227ZM7 156H8V155H7ZM7 156H5V157H7ZM9 156H10V155H9ZM39 156H41V159L39 158ZM58 156H59V155H58ZM67 156H68V155H67ZM89 156H90V155H89ZM99 156L101 157V154H100ZM99 156H98V157H99ZM186 156H187V155H186ZM200 156H202V154H200L199 156L197 155V157H200ZM228 156H229V155H228ZM236 156H237V155H236ZM238 156H239V155H238ZM0 157H2V156H0ZM31 157H32V156H31ZM59 157H60V156H59ZM76 157H77V155H76ZM79 157H80V156H79ZM83 157H84V156H81V159H82ZM128 157H129V156H128ZM131 157H132V156H131ZM205 157H206V156H205ZM205 157H203V158H201V159L204 160ZM7 158H8V157H7ZM33 158H34V157H33ZM63 158H64V156H63ZM65 158H66V157H65ZM96 158H97V157H96ZM96 158H95V159H96ZM114 158H115V157H114ZM188 158H189V154H188ZM193 158H194V157H193ZM208 158H210V157H208ZM208 158H207V159L205 158V159L208 160ZM213 158H214V157H213ZM215 158H214V159H215ZM217 158H218V157H217ZM217 158H216V159H217ZM220 158H221V157H220ZM220 158H218V159H220ZM234 158H235V157H234ZM1 159H2V158H1ZM34 159H35V158H34ZM52 159H53V156H52ZM54 159H55V158H54ZM71 159H72V158H71ZM71 159H70V160H71ZM97 159H98V158H97ZM109 159H110V158H109ZM121 159H122V158H120V160H121ZM128 159H129V158H128ZM216 159H215V160H216ZM235 159H236V160H238V159L241 160L242 158H241V159H240V158H238V159L235 158ZM68 160H69V159H68ZM70 160H69V161H70ZM79 160H80V159H79ZM84 160H85V159H84ZM84 160H82L83 163H84ZM92 160H93V159H92ZM123 160H124V158H123ZM125 160L127 161V158H126ZM125 160H124V161H125ZM191 160H193V159L190 158L189 161H191ZM194 160H196V159H194ZM210 160L213 161V162L215 161V160H213V159H210ZM222 160H223V159H222ZM231 160H232V159H231ZM236 160L234 161V164L236 163ZM7 161H8V159H7ZM58 161H59V160H58ZM63 161H64V159L62 160V162H63ZM74 161H75V160H74ZM76 161H78V160H76ZM76 161H75V162H76ZM93 161H95V160H93ZM126 161H125V162H126ZM143 161H144V160H143ZM189 161L186 160V163H189ZM225 161H226V160L224 159V162H225ZM227 161H228V160H227ZM45 162L47 163V161H45ZM45 162L43 161L42 164L45 163ZM60 162H61V161H60ZM62 162H61V163H62ZM71 162H72V160H71ZM87 162H91V161H88V160H87ZM122 162H123V161H122ZM125 162H124V163H125ZM132 162H133V161H132ZM150 162H151V161H150ZM215 162H216V164H217V160H216ZM0 163H1L0 165L2 166V165H3V164H2L3 161H1ZM46 163H45V164H46ZM68 163H70V162H68ZM83 163H82V164H83ZM93 163H94V162H93ZM124 163H123V164H124ZM148 163H149V161H148ZM196 163H197V165L199 166L198 161H196ZM196 163H194V165H196ZM208 163H209V164H212V163H210V161H209ZM218 163H219V161H218ZM220 163H221V161H220ZM220 163H219V164H220ZM229 163H230V161H228V163L225 162V164L223 163V164L225 165L224 168L221 167V166H220V167L223 168L225 171H227L226 169H227V168L230 166V164H232L233 162L230 163V164H229ZM4 164H5V163H4ZM6 164H7V163H6ZM35 164L37 165V162H36ZM39 164H40V163H39ZM39 164H38V165H39ZM96 164H97V163H96ZM127 164H128V163H127ZM134 164H135V163H134ZM234 164H232L231 166H233ZM32 165H33V164H32ZM40 165H41V164H40ZM62 165H64V164L62 163ZM70 165H71V163H70ZM86 165H88V164H86ZM91 165H93V164H91ZM105 165H106V164H105ZM161 165H162V164H161ZM189 165H190V163H189ZM192 165H193V163H192ZM197 165H196L195 168L198 167ZM203 165H205V164H203ZM214 165H215V164H214ZM214 165H213V168H214V169H213V172H214V170H215V168H216V167H214ZM217 165H218V164H217ZM5 166L8 167V165H5ZM65 166H66V165H65ZM81 166H82V165H81ZM81 166H80V167H81ZM145 166H146V165H145ZM185 166H187V164H186ZM231 166H230L229 168H231ZM6 167H5V168H6ZM39 167H40V166H39ZM152 167H154L155 170H154V169H153V170L156 171L157 173L159 172V171H157V170H161V169H159L158 167H155L154 164H153ZM188 167H189V166H188ZM199 167H200V166H199ZM225 167H226V169H225ZM241 167H242V166H241ZM21 168H22V167H21ZM54 168H55V167H54ZM61 168H62V167H60L59 170H61ZM64 168H65V169H64ZM64 168H63L64 170H63V171H60L59 174H58L57 166H56V169L54 170V171L57 170V172L54 173V174H53L52 171H51V172H52V174H53L55 177L58 175V176L56 177V179L59 178V177L61 178V176L63 177L62 173L64 172V173H65V174H64L65 176H64L63 178L66 179L67 177H66V172H65V170H66L67 167H64ZM157 168H158V169H157ZM200 168H201V167H200ZM207 168L209 169V167H207ZM207 168H205V169H207ZM229 168H228V169H229ZM243 168H244V167H243ZM2 169L4 170L3 167H2ZM32 169H33V168H32ZM100 169H101V168H100ZM150 169H151V168H150ZM188 169H190V168H188ZM191 169H193V168H191ZM202 169H203V168H202ZM205 169H204V170H205ZM217 169H219V168H217ZM244 169H245V168H244ZM253 169H254V168H253ZM0 170H1V168H0ZM3 170H2V171H3ZM105 170H106V169H105ZM124 170H125V169H124ZM127 170H128V169H127ZM136 170H138V169H136ZM198 170H199V169H198ZM234 170H235V169H234ZM234 170H233V171H234ZM39 171H40V170H39ZM67 171H69L68 168H67ZM131 171H132V172H135L133 169H131ZM210 171H212V170L210 169ZM230 171H231V172H230ZM230 171H229V172H230L231 176L234 177V176L232 175V174H233V173H232V172H233L232 169H231ZM0 172H1V171H0ZM51 172H50V173H51ZM75 172H76V171H75ZM105 172H107V171H105ZM126 172H127V171H126ZM126 172H125V173H126ZM132 172H130V173H132ZM152 172H153V171H152ZM156 172H154L153 174H155ZM160 172H162V171H160ZM174 172H175V171H174ZM191 172H192V170H191ZM199 172H201V171L199 170ZM199 172H198V173H199ZM207 172H209V171H207ZM216 172H219V175H220V169H219V171L216 170L214 173H216ZM221 172H222V171H221ZM235 172H236V171H235ZM242 172H243V171H242ZM60 173H61V175H60ZM67 173H68V172H67ZM120 173H121V172H120ZM125 173H124V175H125ZM128 173H129V172H127V175L130 174V173H129V174H128ZM193 173H194V172H193ZM201 173H202V172H201ZM203 173H204V172H203ZM210 173H212V172H210ZM210 173H209V174H210ZM214 173H213V175H214ZM243 173H244V172H243ZM243 173H241V174L243 175ZM39 174H42V173H39ZM45 174H46V172H45ZM56 174H57V175H56ZM100 174H101V173H100ZM151 174H152V173H151ZM163 174H164V173H163ZM217 174H218V173H216V175H217ZM222 174H223V173H222ZM222 174H221V176H222ZM230 174H229V176H230ZM244 174H245V173H244ZM262 174H263V173H262ZM53 175H51V176L53 177L52 179L55 178ZM79 175H80V174H79ZM119 175H120V174H119ZM156 175H157V174H156ZM164 175H165V174H164ZM164 175H161V176H163V178H164ZM201 175H202V174H201ZM205 175H207V174H205ZM211 175H212V174H211ZM219 175H218V176H219ZM225 175H226V174H225ZM234 175H236V173H234ZM245 175H246V174H245ZM67 176H68V175H67ZM93 176H94V175H93ZM161 176L159 175L160 178H162ZM208 176H209V175H208ZM218 176H217V177H218ZM231 176H230V177H231ZM39 177H40V176H39ZM47 177H48V176H47ZM65 177H66V178H65ZM109 177H110V176H109ZM111 177H112V176H111ZM111 177H110V178H111ZM121 177H122V174H121ZM125 177H127V179H128L129 176H125ZM125 177H124V178H125ZM132 177H133V176H132ZM148 177H149V176H148ZM219 177H220V176H219ZM223 177H225V176H223ZM223 177H222V178H223ZM226 177H227V176H226ZM226 177H225V178H226ZM262 177H263V176H262ZM44 178H45V177H44ZM63 178H62V179H63ZM69 178L71 179V177H69ZM82 178H83V177H82ZM82 178H81V180H82ZM114 178H115V177H114ZM144 178H146V177H143V179H144ZM228 178H229V177H227V179H228ZM242 178H243V177H242ZM257 178H258V177H257ZM259 178H261V177H259ZM77 179L79 180V179H80V176H78ZM120 179H121V178H120ZM130 179H131V178H130ZM147 179H148V178H147ZM164 179H165L164 181H167L166 178H164ZM174 179H175V178H174ZM229 179H231V178H229ZM229 179H228V181H229ZM232 179H234V178H232ZM232 179H231V180H232ZM263 179H264V178H263ZM43 180H46V179H43ZM54 180H55V179H54ZM54 180H52V182H50V183L53 184ZM57 180L61 181L60 179H57ZM74 180H75V179H73V181H74ZM81 180H80V181H81ZM111 180H112V179H111ZM114 180H115V179H113V183H115ZM121 180H122V179H121ZM124 180H125V179H124ZM124 180H123V181H124ZM160 180H161V179H160ZM169 180H170V179H169ZM200 180H201V179H200ZM215 180H216V179H215ZM224 180H226V179H224ZM224 180L221 181V182H222V184H221L222 186H223V183H225V182H223ZM235 180H236V178H235ZM235 180H232L231 182L234 183ZM239 180H240V179H239ZM239 180H237V182H238ZM258 180H259V179H258ZM46 181L49 182V178H48ZM59 181H57V182H59ZM64 181H65V180H63V182H64ZM109 181H110V180H109ZM132 181H133V179H132ZM148 181H150V180L148 179ZM175 181H176V180H175ZM191 181H192V180H191ZM228 181H227V182H228ZM262 181H263V180H262ZM42 182H43V181H42ZM42 182H41V183H42ZM55 182H56V181H55ZM55 182H54V183H55ZM61 182H62V181H61ZM69 182H70V181H69ZM69 182H68V180H67V183H69ZM124 182H125V181H124ZM124 182H123V183H124ZM130 182H131V181H130ZM137 182H138V181H137ZM158 182L161 183V181H159V180H158ZM218 182H219V181H218ZM231 182H229V183L233 186V183H231ZM38 183H39V182H38ZM38 183H37V184H38ZM89 183H90V182H89ZM117 183H118V182H116V184H117ZM172 183H173V182H172ZM197 183H199V185L201 186V187H200V186H198V187H200L201 189L204 188V187L202 188V186H203L204 183H202V182H201L202 184H201L200 182H197ZM238 183H239V182H238ZM261 183H263V182H261ZM4 184H5V183H4ZM43 184H44V183H43ZM52 184H50V185H52ZM58 184H59V183H57V186H60V185H58ZM61 184H63V183H61ZM65 184H66V183H65ZM65 184H63V185H65ZM79 184H80V182H79ZM84 184H85V183H84ZM87 184H88V183H87ZM138 184H139V183H138ZM141 184H142V183H141ZM147 184H148V183H147ZM147 184H146V185H147ZM161 184H162V183H161ZM163 184L165 185V183H163ZM192 184H193V185H194V184L196 185V182H195V183H192ZM207 184H209V183H206L205 185H207ZM215 184H216V183H215ZM215 184H214V185H215ZM38 185H39V184H38ZM76 185H77V183H76ZM85 185H86V184H85ZM85 185H84V186H85ZM142 185H144V184H142ZM149 185H150V189H152V184H149ZM149 185H148V186H149ZM156 185L159 186L160 184L157 183ZM195 185H194V186H195ZM205 185H204V186H205ZM214 185H212V186H214ZM216 185H217V184H216ZM216 185L213 187V190H214L216 193L219 192V189L223 190V192H221V190H220V194H223V195H224L223 198H224V197H225V198L227 197V196H226L227 194L225 193V190H224V189L226 188V186H227V188H228V189L226 188V191L229 190L227 193H230V192L233 193L234 190L236 191V189H234L233 191H231V189H233L234 187H233V188L228 187L229 185H228L227 183L224 184V189H222V186H219V187H221V188L218 187V188H219V189H218V188H216ZM225 185H226V186H225ZM254 185H255V184H254ZM53 186H54V185H53ZM84 186H83V187H84ZM93 186H94V185H93ZM115 186H117V185H115ZM153 186H155V185L153 184ZM170 186H171V188H170ZM190 186H192V185H190ZM194 186H193V187H194ZM212 186H211V187H212ZM232 186H231V187H232ZM238 186H239V185H238ZM243 186H244V184H243ZM9 187H10V186H9ZM41 187H42V184H41ZM43 187H45V185H44ZM43 187H42V188H43ZM61 187H63V186H61ZM68 187H69V185H67L66 188H68ZM94 187H95V186H94ZM94 187H92V188L90 187V189H91L90 192L92 191V189H93ZM117 187L119 188V187H121V186H117ZM137 187L139 188V186H137ZM137 187H136V188H137ZM156 187H157V186H156ZM167 187L170 188V189L174 188V191H167V192H166L167 196L165 197V199H164V197H163L164 195H162V199H161V198H160L161 195L159 196V194H158V197H159V199H160L159 201L161 202V201L163 200L162 207H160V210H161V211H160V210H159V212H155V211H154L155 213L158 214V215L156 214V215H157L156 217L159 218V219L157 218V221L155 220V221L157 222V224H156L155 221H154V224L156 225L155 227L158 228V229H159V228H160V229H163V228H164V227H163V228H162V227H159L158 225H160V226H165V225H166V226H167V225L170 226V225H171V219H172L171 217H172V216L170 217V216L168 215V213L170 214V212H171V214H172V212H174V214H176V215L179 214V213H180V215H181L182 212H179V211L182 210L184 213H185V212L187 213V211H188L187 208H188L189 206H191V205H189V204H191V203L193 202V204H192V209H193V207H194L193 205H196V203H194V202H195V201H194V198H193L191 195L189 196V195L187 194V193L190 192V190H191L190 187H187V188H189V191L187 190V193H185V194L187 195L186 197H185V194L181 192L182 189H183V188L181 187V185H180V187H181L182 189H181V188L179 189V190H181V191L178 190V187H177V189H176L175 186L172 187V185H169V183H168ZM208 187H209V186H208ZM241 187H242V186H240V188H241ZM250 187H251V186H250ZM52 188L54 189V187H51V189H52ZM80 188H81V187H80ZM88 188H89V187H88ZM95 188H97V187H95ZM131 188H132V187H131ZM133 188H134V187H133ZM138 188H137V189H138ZM147 188H148V187H147ZM147 188H146V186L143 187V188H142L143 190H141V191L139 192V193H141V194L138 193L139 190H134V189H133V190H132V194L134 193V195H136V197H137L138 194L140 195L139 197H141L142 193H146V195H148L149 193L147 194V192L144 191V189H147ZM158 188H159V191H161V190H160L161 188H160V187H158ZM200 188H199V189H200ZM214 188H215V189H214ZM245 188H246V187H245ZM260 188H261V187H260ZM262 188H263V187H262ZM14 189H15V188H14ZM43 189H44V188H43ZM53 189H52V190H53ZM72 189H73V188H72ZM72 189H71V191H72ZM78 189H79V188H78ZM108 189H109V188H108ZM139 189H140V188H139ZM148 189H149V188H148ZM150 189H149V190H150ZM205 189L207 190V186H206ZM205 189H203V190H205ZM211 189H212V188H211ZM211 189L209 188L210 191H211ZM238 189H239V188H238ZM241 189H244V188L242 187ZM241 189H240V190H241ZM251 189H252V188H251ZM254 189H256V188H254ZM24 190H25V188H24ZM56 190H57V189H56ZM62 190H63V189H62ZM67 190H68V192L70 191V189H67ZM120 190H121V189H120ZM124 190H125V189H124ZM149 190H148V192H149ZM152 190H153V189H152ZM156 190H157V189H156ZM167 190H168V189H167ZM172 190H173V189H172ZM175 190H177V192H176ZM194 190L196 191L197 188H196V189L194 188L193 191H194ZM203 190H202V191H203ZM252 190H253V189H252ZM53 191H55V190H53ZM63 191H64V190H63ZM88 191H89V190H88ZM134 191H135V192H134ZM136 191H137V193H136ZM143 191H144V192H143ZM153 191H154V190H153ZM157 191H158V190H157ZM163 191H165V189H163ZM185 191H186V190H185ZM191 191H192V190H191ZM199 191H200V190H199ZM207 191H208V190H207ZM214 191H211V192H212V193L210 192L211 194L208 193V192H206L208 195H206V194L204 195L205 192H203V194H201V196H204V200H205V197L208 196V197H207L208 202H211V201L214 202L213 198L216 200V198H217L218 195H219V196H218V197H219L218 199H220V197L222 196V195H220L219 193L217 194V196H215L216 194H215ZM242 191L244 192V191H246V190L244 189V190H242ZM242 191H241V192L239 191L240 193H242V195H240L239 192L237 191V194H236V195L239 194V199H240V196H242V197L247 196V197H248V194L246 195V193H247L248 190L246 191V193L244 192L245 195L243 194ZM249 191H250V188H249ZM249 191H248V192H249ZM260 191L262 192V189H261ZM260 191H258V190L251 191V192H253L252 195H251V192H250V196L248 197V201H249V204H248V205H250V204L252 203V202H251V201L253 200L252 197H254V200H253L254 202H256V201H258V202H262V201H260V200H261V199L263 200V196H261L262 198L259 196V194H261ZM15 192H20V191L18 190V191H15ZM15 192H14V193H15ZM25 192H26V191H25ZM35 192H36V191H35ZM55 192H56L55 195H59V196H61L60 194H57L58 190L55 191ZM61 192H62V191H61ZM66 192H67V191H65V192L63 193L64 196H65V195L68 196L67 194H65ZM92 192H93V191H92ZM92 192H91V193H92ZM120 192H121V191H120ZM154 192H155V191H154ZM183 192H184V191H183ZM197 192H198V191H196V193H197ZM254 192H255V193L257 192V194H255ZM259 192H260V193H259ZM14 193H13V194H14ZM31 193H32V192H30V195H33V194H31ZM69 193H70V192H69ZM123 193H126V191H125V192L122 191V194H123ZM164 193H165V192H164ZM192 193H193V192H192ZM196 193H194V196H195ZM200 193H202V192H200ZM232 193H231V194H232ZM258 193H259V194H258ZM1 194H2V193H1ZM20 194L22 195V193H19L18 195L20 196ZM61 194H62V193H61ZM84 194H85V192H84L82 195H84ZM93 194H95V190H94V193H93ZM108 194H109V193H108ZM151 194L154 195V194L152 193V191H150V195H149V197L151 196ZM160 194H161V193H160ZM190 194H191V193H190ZM198 194H199V193H198ZM209 194H210V195H209ZM225 194H226V195H225ZM16 195H17V194H16ZM16 195L14 194V195H11V196H12V197H13V196L16 197ZM34 195H35V193H34ZM38 195H40L39 192L37 193V196H38ZM63 195H62V196H63ZM80 195H81V194H80ZM87 195H88V194H87ZM120 195H121V194L119 193V196H120ZM125 195H126V194H125ZM144 195H145V194H144ZM146 195L143 196V197H145V199H144L143 197H142L143 199H141V200H143V202H142V201H141V202H138V201L140 200V198L137 197V199H139V200H136L135 196L132 195V197H133L132 199L135 198L134 201L136 200V202L133 201V202H134V206H135V207H134V208H135L134 211L136 210V206H138L139 209L141 208L140 206H142V203H144V200H145V202H149L153 197L156 196V195H155V196H152V198H150V200L147 201V199H148L149 197L147 196V199H146ZM192 195H193V194H192ZM261 195H262V194H261ZM2 196H3V195H2ZM62 196H61V197H62ZM66 196H65L64 198L67 199ZM84 196H85V195H84ZM106 196H107V195H106ZM106 196H105V197H106ZM119 196H118V197H119ZM123 196H124V195H123ZM183 196H184V197H183ZM196 196H197V194H196ZM229 196H230V194H229ZM15 197H13V198H14V199H13L14 201H15ZM20 197H21V196H20ZM20 197H18V198H20ZM35 197H36V196H35ZM68 197H69V196H68ZM188 197H190V199H191V198L193 199L192 202L189 201L190 199H189ZM242 197H241V198H242ZM247 197H244V199H245V198L247 199ZM259 197H260V199H257V198H259ZM6 198H7V197H6ZM22 198H23V196H22ZM29 198H30V197H29ZM31 198H34V197H31ZM31 198H30V200H31V204H33L32 206H34V204L37 203L34 207H32L33 209L31 208L32 213H30L31 210H30V207H28L29 204H25V203H24V204L26 205V206H25V205H23V204L21 203V204L23 205V206H22L23 209L26 210V212L24 213V214H26V215L23 217V216H22V215H24L23 213H20V212H19L20 214L18 213V210L21 211V209H17V210H15V211H17V212H16L17 214L14 213V214H15L14 217H13V215H12L13 218H15V217L17 218V217H19L20 215H21L22 218H24V219L28 218L27 220H24V221H25V223L28 221V224L30 223V225L33 224V223H31V222L34 221L33 219H34L35 217H37V218L39 217V216H36V215H37V213L41 212V210L43 209V207L41 206V207H42V208H41L40 205L43 204V205H44V209H43V210L46 211V210H45V204H44L43 201H42L43 199H42V200L40 199V198H41V195L38 196V198L41 200L42 203H41L39 200H36V202L34 201V202H35V203H34V202H32L33 199H31ZM36 198H37V197H36ZM64 198H63V200H65ZM93 198H94V197H93ZM125 198H126V197H125ZM156 198H157V197H156ZM182 198H183V199H182ZM184 198H185V201H184ZM201 198H202V197H200V199H199L198 197H195V200H198V199H199V201L201 202ZM210 198H212V199L210 200ZM221 198H222V197H221ZM225 198H224V199H225ZM227 198H228V197H227ZM230 198H231V197H230ZM230 198H228V199H230ZM1 199H2V198H1ZM69 199L71 200V197H69V198L67 199V202H68V203L70 202ZM90 199H91V198H90ZM154 199H155V198H154ZM188 199H189V200H188ZM218 199H217V200H218ZM235 199H236V198H235ZM251 199H252V200H251ZM256 199H257V200H256ZM10 200H11V198H10ZM34 200H35V199H34ZM68 200H69V201H68ZM82 200H83V199H82ZM130 200H131V199H130ZM217 200H216V201H217ZM230 200H231V199H230ZM240 200H243V199H240ZM250 200H251V201H250ZM8 201H9V200H8ZM14 201H13L12 203H11V202H10V203H11V205H13V203H15L16 205H15L14 208L16 209V207L19 206L18 204H20V202H17V203H16V201H17V197H16V201H15V202H14ZM20 201H21V200H20ZM23 201H24V200H23ZM99 201H100V200H99ZM99 201H98V202H99ZM103 201H104V197H103ZM186 201H189V202H186ZM218 201L221 202V200H218ZM222 201H223V200H222ZM236 201H237V200H236ZM245 201H246V200H245ZM245 201H244V202H245ZM248 201H246V202L248 203ZM27 202L29 203V200H28ZM39 202H40V204L38 205ZM44 202H45V201H44ZM62 202H63V201H62ZM98 202H97V204H98ZM151 202H152V201H151ZM151 202H150V203H151ZM190 202H191V203H190ZM228 202H230V201H228ZM244 202H241L240 204H243ZM10 203H9V204H10ZM94 203H95V202H94ZM127 203H128V202H127ZM130 203H131V202H130ZM155 203H157V202H155ZM203 203H204V201H203ZM203 203H200L201 206H202ZM222 203L224 204V202H222ZM230 203H231V202H230ZM232 203H233V201H232ZM237 203H238V202H237ZM263 203H264V202H263ZM9 204L7 203L6 208L9 206ZM99 204H100V203H99ZM108 204H109V203H108ZM116 204H117V201H116ZM122 204H123V203H122ZM223 204H222V205H223ZM225 204H226V202H225ZM225 204H224V205H225ZM234 204H235L234 207H236V206H237L236 203H234ZM240 204H239V205H240ZM244 204L247 205L246 203H244ZM11 205H10V206H11ZM27 205H28V206H27ZM37 205L39 206V207H38L39 209L36 208ZM84 205H85V204H84ZM129 205H130V204H129ZM132 205H133V203H132ZM157 205H160V206H161V204H159V203H158ZM187 205H189V206L187 207ZM197 205H198V204H197ZM205 205H206V204H205ZM205 205H204V206H205ZM209 205H210V204H209ZM218 205H219V204H218ZM263 205H264V204H261V210H263V209H262V208H263V207H262ZM10 206H9L8 208H10ZM30 206H31V205H30ZM98 206H99V205H98ZM100 206H101V204H100ZM122 206H123V205H122ZM122 206H121V207H122ZM130 206H131V205H130ZM185 206H186V207H185ZM198 206H199V205H198ZM198 206H196V207H198ZM255 206H256V205H255ZM22 207H21V205H20V208H22ZM106 207L109 209L108 205H107ZM114 207H115V210H116V205H115V204H113V206L111 207V208H112V211L114 210V209H113ZM117 207H120V205H118ZM145 207H147V206H145ZM149 207H150V206H149ZM155 207H156V206H155ZM184 207H185L186 209H185ZM207 207H209V206H207ZM226 207H227V206H226ZM228 207L230 208V206H228ZM238 207H239V206H238ZM240 207L243 208V207H245V206H244V205H243V206L241 205ZM240 207H239V208H240ZM251 207H252V206H250V208H251ZM12 208H13V207H12ZM28 208H29V209H28ZM35 208H36L37 210H36ZM65 208H66V207H65ZM100 208H101V207H100ZM124 208H125V207H123L122 209H124ZM183 208H184V209H183ZM198 208H199V207H198ZM198 208H197V209H198ZM246 208H247V207H246ZM250 208H248V209H250ZM255 208H256V207H255ZM46 209L49 211L48 207H47ZM60 209H61V208H60ZM108 209H107V210H108ZM125 209H126V208H125ZM137 209H138V208H137ZM190 209H191V207H190ZM190 209H189V210H190ZM192 209H191V210H192ZM197 209H195V210H196V211H198L199 209L202 210V208H199L198 210H197ZM243 209L245 210V208H243ZM29 210H30V211H29ZM35 210H36L37 213H35V216L33 217V215H34V214H33V213H34L33 211H35ZM38 210H39V211H38ZM53 210H54V209H53ZM53 210H52V211H53ZM62 210H65V209H62ZM79 210H81V209H79ZM84 210H85V209H84ZM107 210H106V211H107ZM129 210H130V209H129ZM140 210H141V209H140ZM142 210H143V211H142V213H141V211H140V215H139V216H134L133 218L135 219V217H140V216H141L140 218H142L143 215H141V214H144V213H143L144 210H145L144 207L142 208ZM193 210H194V209H193ZM193 210H192V212H193ZM195 210H194V211H195ZM201 210H199V211H201ZM205 210H206V209H205ZM207 210H208V209H207ZM244 210H243V212H244ZM252 210H253V209H252ZM7 211H8V209H7ZM13 211H14V210H13ZM13 211H12V212H13ZM27 211H28L29 213H27ZM57 211H58V208H57ZM57 211H56V214H57ZM60 211H61V210H60ZM106 211H104V213H107ZM117 211H118V208H117ZM121 211H122V210H121ZM121 211L119 210L118 212H121ZM202 211H203V210H202ZM225 211H226V210H225ZM237 211H238V210H237ZM240 211H241V209H240ZM42 212H43V211H42ZM50 212H51V211H50ZM102 212H103V211H102ZM122 212L124 213V211H122ZM154 212H153V213L151 212V213L154 214ZM176 212H177V213H176ZM178 212H179V213H178ZM188 212H189V211H188ZM206 212H207V211H206ZM229 212H230V210H229ZM8 213H10V210H9ZM44 213H45V212H44ZM47 213H48V212H47ZM47 213H46V214H47ZM58 213H59V212H58ZM81 213H82V211H81ZM135 213H136V212H135ZM135 213H134V214H135ZM145 213H146V211H145ZM199 213H200V212H199ZM4 214H5V213H4ZM4 214H3V215H4ZM27 214H29V215H28L29 217H26ZM51 214H53V217H56V216L54 215V214H55L54 212H52ZM74 214H75V213H74ZM79 214H80V213H79ZM107 214H108V213H107ZM114 214H115V213H114ZM117 214H120V217H121L122 219L125 218V217H123V216H125V215H123V216L121 215L122 213H117ZM127 214H128V213H127ZM136 214L138 215V213H136ZM147 214H148V213H147ZM192 214H193V215H196L195 212L192 213ZM216 214H217V212H216ZM234 214H235V215H233V216H234V217L236 216L235 219L240 217V216L237 217V214L239 215V213H237V214L234 213ZM1 215H2V214H1ZM3 215H2V217H3ZM9 215H10V214H9ZM16 215H17V216H16ZM30 215H32V216H30ZM40 215H41V214H40ZM48 215H49V214H48ZM48 215L46 216V217H47V220H48V218L50 219V217H49ZM57 215H58V214H57ZM100 215H101V214H100ZM172 215H173V214H172ZM182 215H183V214H182ZM186 215H188V214H186ZM201 215H202V214H201ZM220 215H221V214H220ZM41 216H42V215H41ZM107 216H108V215H107ZM183 216H184V215H183ZM190 216H191V214H190ZM217 216L219 217V213L217 214ZM5 217H6V216H5ZM8 217H9V216H8ZM25 217H26V218H25ZM30 217H33V219L31 218V219H32L31 221H30V219H29ZM76 217H77V216H76ZM83 217H84V216H83ZM93 217H96V216L93 215ZM115 217H116V216H115ZM145 217H146V215H145ZM145 217L143 216V218H142L141 220H139L138 222L141 221V224H142L143 221L147 220V218H145ZM185 217H186V216H185ZM191 217H192V216H191ZM193 217H194V216H193ZM223 217H224V216H223ZM0 218H1V217H0ZM3 218H4V217H3ZM3 218H2V219H3ZM13 218H11V220H12ZM20 218H21V217H19V218L17 219V222H16V223H14V222L16 221L15 219L12 220L11 222H13L14 224H13V223H12V224H9V223L7 224V223H6V224H7V225H13V226H15V227L20 226V228H21L22 225H21V224H18V223H19L18 221H21V222H22V220H21ZM42 218H45V217L43 216ZM129 218H130V217H129ZM131 218H132V217H131ZM169 218H171V219L169 220ZM195 218H196V217H195ZM226 218H227V217H226ZM230 218H231V217H230ZM232 218H233V217H232ZM232 218H231V219H232ZM45 219H46V218H45ZM52 219H53V218H52ZM54 219H55V218H54ZM54 219H53V221H54ZM106 219H107V218H106ZM116 219H117V218H116ZM143 219H144V220H143ZM154 219H155V218H154ZM179 219H180V218H179ZM200 219H201V218H200ZM219 219H220V218H219ZM235 219H234V220H235ZM262 219H263V218H262ZM0 220H1V219H0ZM8 220H9V219H8ZM8 220H7V222H9ZM114 220H115V219H114ZM142 220H143V221H142ZM148 220H149V223L153 221L151 218L148 219ZM150 220H151V221H150ZM158 220L160 221V223H158V222H159ZM183 220H184V219H183ZM192 220H193V219H192ZM197 220H198V219L193 220V221H197ZM224 220H225V219H224ZM224 220H223V222H224ZM2 221H3V220H2ZM2 221H1V222H2ZM24 221H23V224H24ZM29 221H30V222H29ZM35 221H37V220H35ZM35 221H34V223H35ZM49 221H50V220H49ZM51 221H52V220H51ZM51 221H50V222H51ZM69 221H70V220H69ZM85 221H86V220H85ZM88 221H89V220H88ZM88 221H86V223H87ZM107 221H108V220H107ZM109 221H111V220H109ZM109 221H108V222H109ZM122 221L124 222V220H122ZM128 221H129V220H128ZM133 221H135V220H133ZM169 221H170V224H169ZM172 221H174V219H172ZM178 221H179V220H178ZM180 221H181V220H180ZM198 221H199V220H198ZM198 221H197V222H198ZM221 221H222V220H221ZM231 221H233V220H231ZM231 221H230V222H231ZM235 221H238V219H236ZM235 221H234V222H235ZM241 221H242V220H241ZM244 221H245V220H244ZM1 222H0V227H2L1 224H4V223H1ZM11 222H10V223H11ZM21 222H20V223H21ZM42 222H43V221H42ZM123 222H122V223H123ZM136 222H137V221H136ZM145 222H146V221H145ZM145 222H143V225H144ZM174 222H175V221H174ZM182 222H183V221H181V223H182ZM186 222H187V221H186ZM186 222H185V223H186ZM234 222H233V223H234ZM48 223H49V222H48ZM109 223H110V222H109ZM114 223H115V222L113 221V224H114ZM117 223H118V221H117ZM125 223H127V221H126ZM134 223H135V222H134ZM146 223H147V222H146ZM172 223H173V222H172ZM176 223H177V221H176ZM178 223H179V222H178ZM185 223H184V224H185ZM233 223H232V224H233ZM235 223L237 224V222H235ZM240 223H241V222H240ZM41 224H42V223H41ZM44 224H45V222H44ZM88 224H89V223H88ZM119 224H121V222H120ZM150 224H152V223H150ZM184 224H182V225H184ZM222 224H223V223H222ZM225 224H226V221H225ZM230 224H231V223H230ZM232 224H231V225H232ZM250 224H251V223H250ZM261 224H262V223H261ZM25 225H26V224H25ZM25 225H23V226H25ZM30 225H29V226H30ZM45 225H46V224H45ZM79 225H80V224H79ZM83 225H84V224H83ZM126 225H127V224H126ZM145 225H146V224H145ZM148 225H149V224H148ZM175 225H176V224H175ZM175 225H173V229L176 228ZM231 225H230V226H231ZM84 226H85V225H84ZM137 226H138V224H137ZM149 226H150V225H149ZM152 226H154V225H152ZM152 226H151V228L153 229L154 227H152ZM166 226H165L164 229L168 228V226H167V227H166ZM176 226H178V225H176ZM185 226H186V224L184 225V227H185ZM187 226H188V225H187ZM218 226H219V225H218ZM220 226H221V224H220ZM220 226H219V227H220ZM9 227H10V226H9ZM9 227L6 226V227H5V230L2 229V228H0V229L3 230V231L0 230V231H2V233H0V235H2V236L0 237V240L3 238L2 240L4 241V238H5V237H3V236H5V234H6V236H7V237H6V240H7V238H10V237L12 238V240H15V239L13 238V237H14V234H13V233H14V231H18V230L15 229V227H12V226L10 227V228H11V230H10ZM40 227H42V225H41V226L38 225L37 228H40ZM124 227H125V225H124ZM143 227H144V226H143ZM145 227H146V226H145ZM145 227H144L143 229H145ZM232 227H233V226H232ZM3 228H4V227H3ZM12 228L15 229V230H13ZM29 228H30V227H28V230H29ZM82 228H83V227H82ZM92 228H93V227H92ZM104 228H105V227L103 226V230H102L103 232L105 231ZM148 228H149V227H147V229H148ZM156 228L153 229V230L155 231ZM171 228H172V227H171ZM171 228H169V229H171ZM181 228H183V227H181ZM181 228H180L179 230H181ZM259 228H260V227H259ZM6 229H7V230H6ZM8 229L10 230L9 232H8ZM18 229H19V227H18ZM158 229H157V230H158ZM183 229H184V228H183ZM185 229H186V228H185ZM187 229H188V228H187ZM187 229H186L185 231H187ZM262 229H263V228H262ZM23 230H24V228H23ZM23 230H22V231H23ZM26 230H27V229H26ZM26 230H25V231H26ZM30 230H31V229H30ZM71 230H72V229H71ZM148 230H149V229H148ZM153 230L150 229V231H152L153 234L149 233V235L154 236V235H157V233L160 232V231H159V232H156V231H157V230H156V231H155L156 233L154 234ZM171 230H172V229H171ZM209 230L211 231V229H209ZM5 231H7V232H5ZM12 231H13V232H12ZM22 231H21V232H22ZM36 231H37V229H36ZM72 231H73V230H72ZM111 231H112V230H111ZM210 231H209V233H210ZM223 231H224V230H223ZM230 231H231V230H230ZM250 231H251V230H250ZM11 232H12V233H11ZM21 232H19V233H21ZM23 232H24V231H23ZM49 232H50V231H49ZM123 232H124V231H123ZM143 232H145V231H143ZM168 232L170 233L171 231H168ZM205 232H208V231H205ZM205 232H204V233H205ZM218 232H220V231H218ZM7 233H8V235H9V233H11L13 236H12V235H11V236H8ZM37 233H38V232H37ZM41 233H42V232H41ZM47 233H48V232H47ZM81 233H82V232H81ZM161 233H162V232H161ZM164 233H165V232H164ZM195 233H196V232H195ZM213 233H215V231H211L210 234H213ZM3 234H4V235H3ZM15 234L18 235L17 232H16ZM28 234H29V233H28ZM28 234H27L26 236H28ZM31 234H32V232H31ZM34 234H35V232H34ZM39 234H40V233H38V235H39ZM55 234H56V233H55ZM72 234H73V232H72ZM103 234H105V233H103ZM109 234H110V233H109ZM133 234H134V233H133ZM144 234H145V233H144ZM165 234H167V233H165ZM165 234H164V237H165ZM180 234H181V233H180ZM205 234H206V233H205ZM207 234H208V233H207ZM207 234L203 237V239L210 235V234H208V235H207ZM220 234H222V233L220 232L219 235H220ZM16 235H15V236H16ZM20 235H21V234H19V236H20ZM36 235H37V234H36ZM40 235H41V234H40ZM47 235H48V234H47ZM100 235H101V234H100ZM135 235H136V234H135ZM183 235H184V234H183ZM216 235H217V233H216ZM24 236H25V234H24ZM24 236H23V237H24ZM29 236H30V235H29ZM68 236H69V235H68ZM81 236H84V235L81 234ZM101 236H102V235H101ZM106 236H107V235H106ZM111 236H112V235H111ZM119 236H123V235L120 233ZM168 236H169V235H168ZM186 236H187V235H186ZM20 237H21V236H20ZM31 237H33V235H32ZM34 237H35V235H34ZM48 237H49V236H48ZM102 237L104 238V236H102ZM127 237H128V236H127ZM164 237H163V238H164ZM174 237H175V235H174ZM215 237H216V236H215ZM220 237H221V236H220ZM260 237H261V236H260ZM16 238H17V237H16ZM142 238H143V237H142ZM165 238H166V237H165ZM172 238H173V237H172ZM248 238H249V237H248ZM37 239H38V238H37ZM55 239H56V238H55ZM101 239H102V238H101ZM101 239H100V241H101ZM132 239H133V238H132ZM182 239H183V238H182ZM197 239H198V238H197ZM225 239H226V238H225ZM6 240L4 241L5 244H6ZM8 240H9V239H8ZM21 240H22V239H21ZM26 240H27V239H26ZM67 240H68V238H67ZM84 240H85V239H84ZM106 240H107V239H106ZM140 240H142V239H140ZM157 240H159V238H158ZM205 240L207 241V239H205ZM214 240H215V239H214ZM216 240H217V237H216ZM231 240H232V239H231ZM23 241L26 242L24 238H23ZM27 241H28V240H27ZM37 241L41 242L39 239H38ZM85 241H87V240H85ZM130 241H131V240H130ZM143 241H144V240H143ZM151 241L153 242V240H151ZM154 241H155V240H154ZM162 241L166 242V241L163 240V239H162ZM170 241H171V240H170ZM181 241H182V240H181ZM200 241H201V240H200ZM210 241H211V240H210ZM210 241H207V243L210 242ZM212 241H213V240H212ZM7 242H9V241H7ZM12 242H14V241H12ZM15 242H16V240H15ZM17 242H18V240H17ZM45 242H46V241H45ZM52 242H53V241H52ZM101 242H102V241H101ZM147 242L150 243L149 240H148ZM152 242H151V243H152ZM160 242H161V241H160ZM9 243H10V242H9ZM22 243H23V242H22ZM66 243H67V242H66ZM116 243H117V242H116ZM139 243H140V242H139ZM174 243H175V242H174ZM176 243H177V245L179 246V244H178L179 242H176ZM210 243H211V242H210ZM249 243H250V242H249ZM14 244H16V245L18 246L17 243H14ZM14 244H11L12 247H13V246H14V247L16 246V245H14ZM44 244H45V243H44ZM86 244H87V242H86ZM106 244H107V242H106ZM112 244H113V243H112ZM119 244H120V243H119ZM161 244H162V243H161ZM172 244H173V243H172ZM208 244H209V243H208ZM238 244H239V243H238ZM241 244H242V243H241ZM2 245H3V244H2ZM7 245H8V243H7ZM9 245H10V244H9ZM23 245H24V244H23ZM29 245H30V244H29ZM66 245H67V244H66ZM71 245H72V244H71ZM97 245H98V244H97ZM102 245H103V244H102ZM102 245H101V246H102ZM107 245H108V244H107ZM107 245H106V246H107ZM117 245H118V244H117ZM141 245H143V244H141ZM168 245H170V244H168ZM168 245H167V246H168ZM177 245H176V247H178ZM250 245H251V244H250ZM250 245L248 246V248L250 247ZM35 246H36V243H35ZM73 246H74V245H73ZM73 246H72V247L70 246V249H71V248L74 249ZM161 246H162V245H161ZM242 246H243V245H242ZM1 247H2V246H1ZM18 247H19V246H18ZM28 247H29V246H28ZM33 247H34V246H33ZM50 247H51V246H50ZM66 247H67V246H66ZM98 247H99V246H98ZM116 247H117V246H116ZM176 247H175V249H176ZM245 247H246V246H245ZM20 248H21V247H20ZM24 248H25V247H24ZM26 248H27V246H26ZM31 248H32V247H31ZM36 248H37V247H34V248H32V249H36ZM140 248H141V247H139V248H137V249L139 250ZM166 248H167V247H166ZM248 248L246 249L247 251H248L249 249L252 250L251 247H250L249 249H248ZM73 249H72L71 251H73ZM100 249H101V248H100ZM100 249H99L98 251H102V249H101V250H100ZM256 249H257V248H256ZM0 250H1V249H0ZM150 250H151V249H150ZM240 250H241V249H240ZM6 251H7V250H6ZM54 251H55V250H54ZM64 251H65V250H64ZM1 252H4V254L7 255V254L5 253V250H4V251L1 250ZM1 252H0V253H1ZM32 252H33V251H32ZM94 252H97V250H94L93 253H94ZM103 252H104V251H103ZM155 252H156V251H155ZM73 253H74V252H73ZM77 253H78V252H76V254H77ZM79 253H81V252H79ZM99 253H100V252H99ZM138 253H139V252H138ZM256 253H257V252H256ZM1 254H2V253H1ZM29 254H30V253H29ZM34 254H35V253H34ZM47 254H48V253H47ZM89 254H90V255L87 254L88 256H86V257H89V256L91 257V256H92V257H91V259H92V258L94 257V255H93L92 253H89ZM91 254H92V255H91ZM95 254L97 255V253H95ZM174 254H175V253H174ZM102 255H103V254H102ZM136 255H137V254H136ZM153 255L155 256L154 252H153ZM28 256H29V255H28ZM73 256H76V255L73 254ZM120 256H121V255H120ZM134 256H135V255H134ZM139 256L142 257L141 254H139ZM143 256H144V254H143ZM166 256H167V255H166ZM223 256H224V255H223ZM4 257H5V256H4ZM4 257H3V259H4ZM11 257H12V256H11ZM21 257H22V256H21ZM26 257H27V256H26ZM29 257H30V256H29ZM90 257H89V258H90ZM103 257H104V256H103ZM149 257H150V256H149ZM30 258H31V257H30ZM36 258H37V257H36ZM43 258H45V257H43ZM73 258H75V257H73ZM84 258H85V257H84ZM89 258H86V259L89 261ZM121 258H122V257H121ZM121 258H120V259H121ZM135 258H136V256H135ZM160 258H162V257H160ZM231 258H232V257H231ZM244 258H245L248 262H250L246 257H244ZM253 258H256V257H253ZM28 259H29V258H28ZM91 259H90V260H91ZM94 259H95V258H93V260H91V261H92V262H95L96 259H95V260H94ZM139 259H140V258H139ZM143 259H144V258H143ZM149 259H150V258H149ZM152 259H153V258H152ZM158 259H159V258H158ZM208 259H209V258H208ZM136 260H137V258H136ZM147 260H148V259H147ZM147 260H146V257H145V263H146ZM154 260H155V259H154ZM203 260H204V259H203ZM226 260H227V259H226ZM229 260H230V259H229ZM229 260H228V261H229ZM234 260L236 261V259H234ZM234 260H233V262H232V260H231V262H232L233 264H236V263H234V262H235ZM238 260H239V259H238ZM35 261H36V260H35ZM55 261L57 262V260H55ZM70 261H71V260H70ZM91 261H90V263H91ZM142 261H143V260H142ZM155 261H156V260H155ZM228 261H224V262L226 263V262H228ZM240 261H241V260H240ZM252 261H253V260H252ZM252 261H251V262H252ZM27 262H28V260H27ZM32 262H33V261H32ZM36 262H37V261H36ZM47 262H48V261H47ZM71 262H73V261H71ZM82 262H83V261H82ZM100 262H101V261H99L98 263H100ZM116 262H117V261H116ZM150 262H151V261H150ZM255 262L258 263V261H255ZM255 262L253 261L252 264L255 263ZM0 263H2V262L0 261ZM59 263H60V262H59ZM64 263H65V262H64ZM76 263H77V262H76ZM86 263H87V261H86ZM88 263H89V262H88ZM98 263H97V264H98ZM148 263H149V262H148ZM154 263H155V262H154ZM190 263H191V262H190ZM204 263H205V261H204ZM204 263H203V264H204ZM229 263H230V262H229ZM232 263H230V264H232ZM260 263H261V262H260ZM262 263H263V262H262ZM31 264H32V263H31ZM68 264H69V263H68ZM73 264H74V263H73ZM92 264H93V263H92ZM94 264H95V263H94ZM100 264H101V263H100ZM120 264H121V263H120ZM193 264H194V263H193ZM223 264H224V263H223ZM255 264H256V263H255ZM258 264H259V263H258ZM263 264H264V263H263Z\"/></svg>",
    "mask_w": 264,
    "mask_h": 264
}]
</instances>
